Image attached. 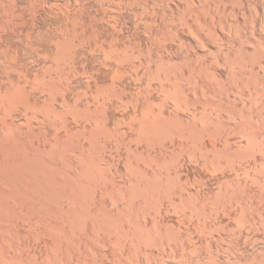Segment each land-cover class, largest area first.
<instances>
[{"label":"rangeland","instance_id":"374dc122","mask_svg":"<svg viewBox=\"0 0 264 264\" xmlns=\"http://www.w3.org/2000/svg\"><path fill=\"white\" fill-rule=\"evenodd\" d=\"M168 1V0H0V70L2 69L3 71L5 70L6 72H8V73H1L0 72V75H3V76H5L4 78H3V76H0L2 79H7V80H4V82L5 83H7L8 82V78L10 77L12 80H14V81H18L17 83H19V81H20V78H21V81L22 80H24V79H26V77H27V82L28 81H30V82H28L29 84H27V86L28 87H31L32 85H34V86H32L31 88H33V90L34 89H36V88H38V89H36V90H31L30 91V89L31 88H28L27 86H26V84L24 83V82H21V84L22 83H24V84H20V87L22 86V87H26L25 88V91H26V89H28L29 91H30V93L33 95L32 96V98H33V100H37L38 102V105H39V103H41L39 106H42V103L44 104H49L48 102L50 101V104L51 103H53V105H55L54 107L58 110V111H61L63 108L64 109H67L68 107H70V103H68L70 100L72 101L71 103H73V104H71V108H69V109H76V108H74V107H78V108H80V107H84V109H86V110H88V109H96L94 106H98L97 107V109L99 108V109H101V108H103V109H105V107H106V105H109V107L107 106L106 107V111H107V109H110V110H108L107 111V113H108V117H110V121H109V118H108V120L106 121V123H105V125L104 126H106L105 127V129H104V131L106 130V132H102V131H96V130H99V129H96V130H94L95 128H97V125H96V127L94 128V126H95V121H92V126L91 125H89L90 124V121L88 122L87 121V123L85 124V122L86 121H82L84 118H81L82 120H79V118H77L78 119V122L80 123L81 121H82V123H80V124H78V122H77V124L79 125V126H81V124H83L82 126H81V128H80V130L83 128V130H79V126H75V128L77 127V129L79 130H77L76 132H74L76 129H74V125H77V124H75V121H74V119H73V115L71 116V115H69V114H67L68 116H67V118L69 119V122L70 123H72V124H70L69 123V125H70V127H71V125L73 126V127H71V129H72V131L71 132H73V133H76L77 134V136L79 135L80 136V134L84 137V135H85V137H86V139H84V140H86V142H83L84 140H82L81 138H83V137H79V139L76 137V135H75V137L74 138H72L71 136H74V135H72L71 133H69V134H63L64 136H61V134L62 133H60V136L61 137H64V139L63 138H61L60 136V138H58V139H63V141H62V143L64 142V140H65V137L66 136H68V137H71L72 139H75V140H71V143H72V141L74 142H76L77 140H82V144L83 145H81V146H84V149H85V152L87 153H90V151L89 150H93L94 148H91V149H87V146H88V148H90V147H92V146H90V143H88L90 140L92 141V142H94V141H96V142H94V143H97L96 145H100L99 147L98 146H95L96 148V150L95 151H98V150H100V152L98 151L97 153L99 154H102V155H104V153H107L108 151L110 152V149L109 150H106L107 152H104V149H103V147H101V146H103V145H106L107 146V149H108V147L110 146V145H112V146H110L109 148H111L112 147V149L111 150H113V149H115L116 147H114L113 145H114V143H115V140L117 139H119V141H120V139L121 138H124V140H125V138H126V140H127V142L128 143H130L131 141H133L134 142V140H131V139H129V138H132V139H135L136 141V143L134 142H131L130 144H125L124 142L126 141H124L123 140V142L121 143V144H119V148H116L114 151H117V152H111V154H112V156H110L111 154L108 152L107 154H105L106 156H105V158L108 160V159H110V161H111V163L112 162H114L115 164H113V167H115V169L117 168V165H118V167H119V169H114L111 165V163H109L110 161L108 160L107 162H108V164H106V162L105 163H101L102 165V167L103 166H105V167H103V168H108L110 171L112 170V172L114 173H117L118 171H120L121 170V172H118L117 174H119V175H117V177H118V179H119V183L121 184V185H123V183H125V185L126 186H129V184H130V182L129 181H132V179L133 180H135L134 178L135 177H137V178H139L141 175H143L144 176V174L145 175H147V173H149L148 175H151V173H152V175H153V173H154V170H155V173H160V172H163L162 174H165V172L166 171H168V170H170V172H169V174H170V181H174V179H172V178H174L175 176H180V175H182V177H181V179L180 180H182L183 182H187L186 181V179H188V181H190V183L188 184V186L189 185H191V184H193V185H191V186H189L190 188H188V186H187V189L188 190H190L191 192H192V195H193V193H194V198H192V196H191V198L192 199H190V200H188V198H190V195H191V192L190 191H188V190H186V187H184V186H186L187 184L186 183H183L182 184V186H181V184H180V180L178 181V180H175V182L176 181H178V183H179V186L177 187L176 185H178V183L176 182V185H174L175 184V182L174 183H172V182H170L171 184H170V192H173V190L175 191V194L173 193V194H171V198H173L174 199V201H173V199H170V200H172V201H170V202H167V201H164L163 200V196H158V195H161V194H158L157 195V198L158 197H160V200L162 199V201L164 202V206H163V202L162 201H160L159 200V198L157 199H155V207L156 206H158V209H157V212L155 211V213H154V209L156 210V208H154L153 206V202H151V203H148V204H146L145 205V203L143 202V201H141L140 199H139V204L141 205L140 206V213L142 214V216L145 214V213H147V211H150L151 209H152V211H151V213H152V215H154V216H152V215H150L149 213L150 212H148V215L150 216H147V214L146 215H144L143 217L145 218V220L146 221H144V222H146V224H147V226L149 227L150 225H152V221H151V219L150 218H152V217H155V216H157L156 218H158L157 220H158V224H159V227L160 226H162L161 228H162V230L164 231V229H165V231H166V229H167V227L169 228L170 227V225H171V229L169 228V229H167V231H169V237L171 236V232H172V234L174 233V232H179V234L177 235V233H174V236L175 237H173V239L175 238L176 240H175V242L174 243H172L171 241H174L173 239L171 240L170 239V241H169V243H172V244H174V245H172V244H170V245H172V246H170V247H172V249H173V251H175V249L177 248V251H175L177 254L175 255V257H173L174 255H172V254H175L174 252H172V249L168 246L167 248H166V251H165V254H162V256H161V258H160V255H161V253H160V255H158L157 254V249L159 248L158 246H156V248L157 249H155V255L158 257V259H157V257L155 258L158 262H160L161 260V262L160 263H158V264H174L175 263V261L177 260V258H181V261H178L177 260V262L175 263V264H183V262H184V264H187L188 263V261H192V263L193 264H198V263H194V261H196L197 259H198V257H202V255H203V258L201 259V257L197 260L198 262H199V264H202L204 261L206 262V258L208 257V259L209 258H211L212 260H207L208 262H206L205 264H210L211 263V261H212V263L211 264H213V260L215 259L216 260V258H212V254H214L215 256L214 257H217L216 255H218V250L222 253V255H224V256H222L221 255V253L218 255L219 257H217V260H218V258H221V259H223V257L224 258H226V260H227V257L229 256L230 257V259H229V257H228V260L227 261H225V260H222L221 261V259L220 260H218L217 261V263H219V262H221L220 264H227V262H228V264L230 263V264H233V263H235V264H237L238 263V260L241 262V261H244V259L246 260V258H247V255H248V260H250V258H251V262L253 261L254 262V260H252V258H256L255 259V262L254 263H249L248 261H244V262H246L247 264L249 263V264H256L257 263V261H259V258L260 257H264V255H260V254H262L263 253V250H264V198H263V191H264V188H263V186H264V178H262V177H264L263 175H264V173H263V175H261L260 176V174L259 173H261L260 172V170H259V172H258V169L260 168L261 170H262V164L264 163V155L263 154H258V153H260V151L259 150H261V149H258L259 147L260 148H263L261 145H262V142H264L263 140L264 139H262L261 140V138H262V136L261 135H263V137H264V130H261L262 128L261 127H263L264 128V125L262 124L263 123V121H264V119H262V118H264L261 114H260V112H262L261 110L259 111V113L258 112H256V114H260L261 116H262V118H261V120H260V115H259V117L255 114V110H253V109H249V108H251V106H252V104L250 103V101H253V99H254V102L256 101V99L255 98H259L260 99V97H259V94H258V97L255 95V94H252V93H258V91H257V88H256V86H255V84H257L256 82H255V78H257V77H253L254 75H253V73L251 74H249L248 73V70H247V73L246 74H248L249 76L250 75H252V76H250V78L252 79V81L249 79V78H247L246 76L247 75H245V72L243 73V71H245L244 69H241L240 67L241 66H243L244 64H241V63H243V62H241L239 65L240 66H238L237 65V71H236V67L234 66V63L232 62L231 63V59L233 60V58H231L234 54L233 53H235V50H236V52L239 50L238 48H237V45L236 44H239L238 46H239V48H240V50H244V48H245V52H247L248 50H250V51H248V52H256V50H257V43H259V45L260 46H262L261 44H262V42H263V39H264V31H263V29H259V28H262V25H264V0H242V2L243 3H245V4H243L244 6H241L242 8L241 9H239V6H238V10L239 11H237V8L235 9L236 10V12H237V17H235L236 15H232V6H233V2L232 1H234V0H193V2L194 3H196L197 4V7L195 8V11L193 12V13H191V12H187V13H185V12H182L183 10V8L185 7V0H170V2L168 1L167 3L166 2ZM236 1V0H235ZM250 1V2H249ZM162 3V4H161ZM166 3V4H165ZM225 3V4H224ZM249 3V4H248ZM252 5H251V4ZM167 5L168 7H164L163 8V6L164 5ZM169 4V5H168ZM154 7V6H158L157 7V9H156V7H154V10L155 11H157L156 13H158V14H154V15H152V17H151V13H153L154 12V10H152V7ZM154 5V6H153ZM162 5V6H161ZM251 5V6H250ZM149 9V10H144V9ZM161 8H163V9H161ZM166 8V9H165ZM171 8V9H170ZM151 10V11H150ZM158 10H159V12H158ZM162 10V11H161ZM179 10V11H178ZM180 10H182V11H180ZM240 10H243V11H240ZM151 13H150V12ZM153 11V12H152ZM174 11V12H173ZM212 11H214V13L212 12ZM244 11H246V14H248L247 16H244L245 15V13L244 14H242V12H244ZM160 12H161V14L163 15H161L160 14ZM165 12V14H168V16L170 17V20L172 19V18H174L175 20H176V22L174 21V23H175V25L177 26H173V27H171V23H172V25H174V23L172 22L174 19H172L171 21H169V18L167 19V15H166V19H165V14H163ZM201 12L203 13H207V15L206 14H204L203 16H202V14H201ZM210 14H214L215 15V20H213L214 22H215V24L213 23V22H211V20H210V15H208L209 13ZM212 12V13H211ZM216 12H217V15H216ZM239 12V13H238ZM241 12V13H240ZM149 13V14H148ZM180 13V14H179ZM200 14V16L202 17V19L201 20H199L202 24L198 27V25L200 24V22L194 17V15H192V14ZM172 14H173V16H172ZM239 14V15H238ZM213 15V16H214ZM154 16V17H153ZM155 16H157V17H155ZM206 16H208V17H206ZM233 16H234V18H236V20L237 21H234L235 19L233 18ZM161 17V18H160ZM163 17H164V19H163ZM172 17V18H171ZM177 17V18H176ZM182 17V18H181ZM192 17V18H191ZM245 17H247L246 19H245ZM180 18V19H179ZM184 18L185 19H187V18H189V20L187 21V23L185 22V20H184ZM190 18H191V20H190ZM193 18L194 19H196L195 21L193 20ZM203 18H204V20H203ZM207 18V20L209 19V21L207 22V24H206V22H205V19ZM161 19H163V20H161ZM184 20V22L182 21V20ZM161 20V21H160ZM165 21H168V22H165V28H167V30H168V27H169V30H170V27L172 28L171 29V31H168V33H170V35L172 34L171 32H173L174 30L176 31V33H173L170 37H171V39L170 40H173V38H174V40H176L175 42H179V38L182 40V43H180L179 42V44H180V46L181 47H185V44H186V46H187V49L189 48V50H187L186 48L185 49H183L182 48V50H181V47H178V42L177 43H175L176 44V46H175V44H174V40H173V42L171 41H167L168 40V38H169V35L167 34V30L166 29H164V22ZM199 22V23H196V26L198 27V28H196L197 29V32H196V29L194 28V23L195 22ZM203 21L205 22V23H203ZM155 22H157V23H155ZM163 24H162V23ZM178 22V23H177ZM179 22H183V23H186V24H184V25H182L181 23H179ZM209 22H211V23H209ZM147 23V24H146ZM150 23V24H149ZM168 23V24H167ZM193 23V24H192ZM208 23L210 24V25H208ZM212 23H213V26H212ZM160 24V25H159ZM161 24H162V26H161ZM190 24V25H189ZM192 24V25H191ZM205 26H204V25ZM152 25V26H151ZM168 25V26H167ZM179 25H181L182 27H184V29L183 28H180L179 27ZM185 25H187L188 27L190 26H192V28H193V30L195 31H192L191 32V30H188L189 28L187 27V26H185ZM114 26V28H112ZM117 26V27H116ZM154 26H156L157 28H155ZM202 26V28H200ZM222 26H223V28H222ZM253 26H256L257 28H255V27H253ZM142 29H141V28ZM149 27V28H148ZM151 27H152V29H151ZM161 29H163V31L162 30H160V28ZM163 27V28H162ZM121 28V29H120ZM177 28L179 29V30H177ZM188 28V29H187ZM203 28H204V30H203ZM253 28H255L256 30H255V32H253L254 30H253ZM117 31H116V30ZM120 29V30H119ZM191 29V28H190ZM202 29V31H200ZM257 29H259V30H262V32L261 31H257ZM119 30V31H118ZM137 30H139V31H137ZM160 30V31H159ZM166 32H165V31ZM236 30H238L237 31V33L238 34H235L236 36H237V38H236V36L234 35V33H236V32H234V31H236ZM253 30V31H252ZM112 31V32H111ZM114 31V32H113ZM152 31V32H151ZM155 31V32H154ZM162 31V32H161ZM189 31V32H188ZM200 31V32H199ZM209 31V33H207ZM223 31V32H222ZM232 31V32H231ZM239 31H241V36H239V38H238V35L240 34L239 33ZM119 32V33H118ZM123 32V33H122ZM135 32V33H134ZM148 32V33H147ZM160 32L163 34V36H161L162 34H160ZM164 32V33H163ZM196 33V34H198V32H199V34L198 35H196V34H192V33ZM206 33L207 35H205L204 36V34L203 33ZM259 32H261V33H259ZM99 33V34H98ZM150 33H151V35H150ZM153 33H155V34H153ZM166 33V34H165ZM178 33V35H176ZM217 33V34H216ZM119 34V35H118ZM125 34H126V36H125ZM132 34L134 35V36H132ZM147 34V35H146ZM164 34L166 35V37H167V40H166V45H167V48H166V50L169 48V47H172V48H169L168 49V52H171L170 54L169 53H167V51L165 50V51H163V48H160V46L158 47V46H156L157 45V43H159L160 44V42H159V40L160 39H162V40H164V39H166V38H164L165 36H164ZM174 34H175V36H174ZM220 36H219V35ZM242 34H244V35H242ZM148 35H150V36H148ZM158 35H159V37H158ZM193 35H195V36H199V38L200 39H202L203 38V36H204V39H202V40H204V42L206 43V45L208 46H206L207 48H206V52H205V50L204 49H200V50H198L199 48L196 46L197 44H196V37L195 36H193ZM201 35H203V36H201ZM215 35H218L219 36V39H218V37L217 36H215ZM232 35V36H231ZM95 36H96V38H95ZM111 36V37H110ZM113 36H114V38L116 37V38H121V40L119 39V41L115 38V39H113ZM154 36H155V38H154ZM207 36V37H206ZM225 38H224V37ZM235 37V39H234V37ZM244 36H248V37H250V41L249 42H245L246 44H242L244 47H243V49H241V47L240 46H242V45H240V43H238V42H240V37H244ZM260 36H262V37H260ZM98 37H99V39H98ZM127 37H128V39H127ZM132 37V38H131ZM136 37V38H135ZM158 37V38H157ZM179 37V38H178ZM206 37V38H205ZM217 37V38H216ZM224 38L225 40H228V38H226V37H229L230 39H231V41L232 40H234V42H231V41H225L224 39V42H225V45H224V52L226 51L227 53H229L230 52V55H231V57L229 56V55H227L226 57H224L223 56V52L221 53V54H219L218 53V50H217V45H218V42H222L223 40H222V38ZM109 38H111V39H113L112 41H111V39L109 40ZM124 38V40H127V42L126 41H124V40H122ZM131 38V39H130ZM154 38V42L156 43V40H157V43L156 44H153V45H150V43L152 44L153 43V41H151L152 39ZM164 38V39H163ZM176 38V39H175ZM195 38V39H194ZM210 38V39H209ZM215 38V40H216V42L218 41V40H222V41H218L217 43H215V44H213L214 42H212V43H209V42H211V40L213 41V39ZM233 38V39H232ZM104 39V40H103ZM108 39V40H107ZM151 41H149V40ZM159 39V40H158ZM218 39V40H217ZM260 39L262 40V42L260 41ZM96 40V41H95ZM117 41V43H116V41ZM130 40L132 41V44H130L131 42H130ZM136 41V43L138 42V40H141V41H139L138 43H140V45L139 44H135V41ZM208 40H210V41H208ZM237 40H239V41H237ZM257 40H259L260 42H261V44H260V42L259 41H257ZM105 41H111L112 42V46H111V42L108 44V42H107V44H104V42ZM253 41V43L251 44V42ZM92 42V43H91ZM98 42V43H97ZM99 42H100V44L102 45V46H99L100 44H99ZM118 42H119V44H118ZM126 44H125V43ZM130 42V43H129ZM146 42V43H145ZM170 44H169V43ZM195 42V43H194ZM223 42V43H224ZM226 42H228V43H230L231 42V44H230V46H234V48H233V50H231L232 49V47H229L230 48V50H228L227 51V49H229V48H227L226 46L227 45H229L228 43L226 44ZM237 42V43H236ZM83 43V44H82ZM97 43V45L95 46V44ZM104 45H103V44ZM106 43V42H105ZM142 43V44H141ZM172 43V44H171ZM209 43V44H208ZM234 43V44H233ZM249 43V44H248ZM4 44V45H3ZM79 44V45H78ZM127 44H129V45H131L130 47H129V45H128V47H126L127 46ZM133 44H135V45H133ZM191 46H190V45ZM196 44V45H195ZM264 44V43H263ZM7 45V46H6ZM11 45V46H10ZM81 45V46H80ZM109 45L111 46V47H109ZM117 46V47H119V49H121V51H118L119 49L117 48V47H115V46ZM137 45H138V47H137ZM169 45V46H168ZM184 45V46H183ZM193 45V46H192ZM245 45H247V46H245ZM10 46V47H9ZM77 46V47H76ZM104 46V47H103ZM123 46H125V47H123ZM135 47V48H133V47ZM139 46H142V50H140L141 49V47L139 48ZM151 46H153V47H151ZM175 46V48H173ZM190 46V47H189ZM215 46V47H214ZM264 46V45H263ZM261 47L260 49L261 50H263V48L264 47ZM76 47V48H75ZM80 47V48H79ZM103 47V48H102ZM114 47L116 48L115 49V51H117L116 53L114 52L113 54H111L113 51H114ZM125 49V51H124V49ZM151 48V51L153 52V54H151L150 53V48ZM156 47V48H155ZM158 47V48H157ZM193 47H195V49H193L192 50V48ZM235 47H236V49H235ZM247 47V48H246ZM256 47V48H255ZM3 48V49H2ZM109 48H113L112 50L111 49H109ZM126 48H127V51L128 52H130L129 54L128 53H126L127 51H126ZM132 50H130V49ZM149 48V49H148ZM153 48V49H152ZM178 48V50H176ZM191 48V49H190ZM210 50H209V49ZM227 48V49H226ZM5 49V50H4ZM67 49V50H66ZM129 49V50H128ZM133 49L135 50L134 52H135V54H133ZM137 49V50H136ZM157 49H160L161 51H163L164 52V54L165 55H168L166 58H165V60H164V65L166 64L167 66H166V68H165V66H161V65H159V58L157 57V55H156V53L158 52L157 51ZM208 49V50H207ZM212 49V50H211ZM256 49V50H255ZM259 49V48H258ZM75 50V51H74ZM79 50V51H78ZM111 50V51H110ZM122 50L124 51V53L122 52ZM146 50V51H145ZM170 50V51H169ZM172 50V51H171ZM180 50V51H179ZM183 50H186V52L187 51H189V53L187 52V55H186V53H185V51H183ZM195 50V51H194ZM217 50V51H216ZM240 50H239V53H242V52H240ZM255 50V51H254ZM137 51V52H136ZM142 51V52H141ZM144 51V52H143ZM147 51H149L148 52V54H150L151 56H153V57H151L150 58V60H149V57H150V55L148 56L147 55ZM155 51H157V52H155ZM183 51V52H182ZM209 51V52H208ZM213 51V53L214 54H216V53H218V58H219V64L221 65V67L219 66V64H214V62H212V60L214 59V57H215V55L214 56H208V55H211V54H213V53H211ZM216 51V52H215ZM231 51L233 52L232 54H231ZM260 51V50H259ZM72 52H74V53H72ZM107 52H108V54H107ZM110 52V53H109ZM119 52H120V54H119ZM139 52H141V53H139ZM160 52V51H159ZM177 52V53H176ZM181 52V53H180ZM208 52V53H207ZM225 52V53H226ZM252 52V53H253ZM261 52V51H260ZM3 53H6V55L5 54H3ZM122 53V54H121ZM155 53V54H154ZM174 53L176 54V55H174ZM179 53V54H178ZM198 53V54H197ZM202 54V53H204V54H202V55H200V54ZM238 52H237V54H235L234 55V57H235V59H237V57H236V55H238V56H240L241 57V59H242V57L243 56H245V55H243V53H242V55H240ZM252 53H248V54H252ZM256 53H258V51L256 52ZM255 53V54H256ZM3 54V55H2ZM124 54H128V57L126 56V55H124ZM134 55L133 57V60H132V56H130L129 57V55ZM137 54V55H136ZM140 54H142L141 56H143V59H142V57L140 56ZM144 54V55H143ZM178 54V55H177ZM188 54H189V56H188ZM191 54V55H190ZM192 54H194V55H192ZM208 54V55H207ZM246 54V53H245ZM248 54H246V55H248ZM259 55L261 54V53H258ZM5 55V57H3ZM9 55V56H8ZM64 55H65V57H64ZM69 56V58H67V56ZM71 55V56H70ZM111 55V56H110ZM120 55V56H119ZM147 55V56H146ZM171 55V56H170ZM184 56V55H186V56H184V58L183 57H181V56ZM197 55V56H196ZM207 55V56H206ZM217 55V54H216ZM75 56V57H74ZM78 56H81V57H78ZM125 56H126V58L127 59H129V60H127L126 58H125ZM137 56H139V57H137ZM148 59V60H146V58ZM156 56V57H155ZM180 56V57H179ZM192 56V57H191ZM251 56H253V54L251 55ZM256 56H257V54H256ZM256 56H255V58H256ZM53 57V58H52ZM61 57V58H60ZM72 57H74V58H72ZM110 57H112V59L110 58ZM116 57V58H115ZM137 57V58H136ZM140 57H141V59H142V61L144 62L143 63V65H141L142 67H141V69H140V66L138 65L139 63H140V61H141V59H140ZM155 57V58H154ZM169 57V61L171 62V64H173V66H175V63H176V66H177V68H179L180 66H178L179 64H181V63H183V64H181L182 66H184V67H186L185 69H184V67H180V68H182V69H180L181 70V72H180V70L179 69H176V67H173L172 65H168V63H170L169 61H168V63L166 62L167 61V58ZM179 57V58H178ZM189 57V58H188ZM207 58V59H203V58ZM217 57H215V59H217L218 60V58ZM221 57V58H220ZM240 57H239V59H240ZM247 57H249V56H246V59H247ZM2 58H4V59H2ZM10 59V60H12L13 59V63L11 62V61H9V62H11V64L14 66V67H16V69L14 68H10V69H13L15 72H18L17 74H21L22 73V75H17L16 73L14 74V71H12V70H9L8 68H5L4 66V63H6V64H9L8 63V61H7V59ZM57 58V59H56ZM60 58V59H59ZM77 58V59H76ZM81 58V59H80ZM84 58V59H83ZM114 58V59H113ZM119 58V59H118ZM138 58L140 59V61L138 60ZM158 58V59H157ZM188 58V59H187ZM224 58V59H223ZM228 58H230V61L228 60ZM245 58V57H244ZM250 58V57H249ZM249 58H248V60L247 61H249ZM251 58H253L254 59V57H251ZM8 59V60H9ZM16 61H15V60ZM53 59V60H52ZM64 59V60H63ZM71 61H73L74 59H75V61L76 62H71ZM73 59V60H72ZM115 59H117V60H119V61H115ZM122 59H123V61H124V59H125V62H121L122 61ZM138 61H137V60ZM152 59H154V61L155 60H158L157 61V63H158V65L160 66V68H159V66L157 65V67L159 68V73L157 72V71H155V69L156 70H158V68H156V63L152 60ZM188 61H187V60ZM191 59V60H190ZM211 59V60H210ZM222 59H223V61H222ZM239 59L237 60V61H239ZM245 59V60H246ZM258 59V58H257ZM259 59H260V57H259ZM258 59V60H259ZM7 62H6V61ZM66 60H67V62H70V65H69V63H67L66 62ZM81 62H79V61ZM86 60H87V62H89V64L86 62ZM115 62H114V61ZM128 62H127V61ZM132 61V64H131V61ZM153 61V63H152V61ZM204 61L203 62V64L205 63H207L206 65L204 64V67H202V65H200L201 63H202V61ZM229 61V64L232 66V64H233V66L232 67H234L235 69H234V72L236 71L237 72V75H239V77H240V79H238V78H236L237 77V75H235V73L230 69V67H228L229 65H228V63H225L226 61ZM245 60H243V61H245ZM255 60V59H254ZM260 60H262V61H260ZM259 61L260 62H262V64H264V56H263V58H261ZM3 61H4V63H3ZM14 61H15V64H17V65H15L14 64ZM23 61V62H22ZM58 61V62H57ZM67 63L66 65H64L63 66V64L65 63V62ZM108 61V62H107ZM145 61H147V62H151V64H152V66H148L147 64V62H145ZM161 61H163V60H161ZM160 61V62H161ZM172 61L174 62V63H172ZM215 61V60H214ZM227 61V62H228ZM234 61V60H233ZM26 62V63H25ZM30 62V63H29ZM56 62V63H55ZM62 63V64H60V63ZM106 62V63H105ZM166 62V63H165ZM216 62V61H215ZM222 64H221V63ZM235 62V61H234ZM253 62V61H252ZM252 62H250V64H251V66H252ZM255 62V61H254ZM257 62V61H256ZM20 63V64H19ZM23 63V64H22ZM59 63V64H58ZM72 63H75V65H76V68H74L73 67V65H71ZM79 63V64H78ZM84 63V64H83ZM86 63V64H85ZM108 63H110V64H108ZM112 63V64H111ZM119 63V65H117V64ZM121 63V64H120ZM125 63V64H124ZM130 63V64H129ZM136 65H135V64ZM147 63V64H146ZM155 63V64H154ZM225 63V64H224ZM258 64H260L259 62H257ZM256 63V64H257ZM25 64H27V65H25ZM32 64V65H31ZM45 64V65H44ZM55 64H57L56 65V67H53L52 65H54L55 66ZM85 65V66H83V65ZM124 64V65H123ZM146 64V65H145ZM161 64V63H160ZM226 64H227V67H226ZM245 64H246V62H245ZM247 64H249L248 62H247ZM255 64V63H254ZM253 64V66H252V68L253 69H251V68H248L249 70H255L256 71V69H260L259 67L260 66H258V64L256 65V69H255V65ZM2 65H3V68H1L2 67ZM20 65V66H19ZM22 65H25V66H22ZM54 68V70H55V72H54V70H53V68L51 69V66ZM68 65V66H67ZM74 65V66H75ZM82 65V66H81ZM88 65V66H87ZM106 65H108V66H106ZM112 65V66H111ZM116 65V66H115ZM128 65V66H127ZM131 65V66H130ZM134 65H135V67H134ZM138 65V67H136ZM163 65V64H162ZM188 65H189V67H188ZM222 65H225V67L226 68H224V67H222ZM236 65V64H235ZM28 66H30V67H28ZM41 66V67H40ZM59 66H60V68H59ZM62 66V67H61ZM71 67V68H69V69H71V70H69V69H65V68H63V67ZM80 66V67H79ZM106 66V67H105ZM114 66V67H113ZM120 68H119V67ZM169 66V67H168ZM201 66V67H200ZM205 66H208L209 67V69H214V68H217L218 66H219V68H217V69H214V70H212L213 72H215L216 73V71H218V73H219V75L217 74L216 76L217 77H220L221 79H219V82H221V84L219 85V83H218V86H221L220 88H221V90L222 89H224L223 87V79H224V85L226 86L225 87V89L228 91H230V92H228V94L229 93H231V94H229L230 96H232L233 95V93H234V97L232 96L231 98H233L232 100V102H233V104L234 105H239V106H236L235 108H242V107H244V108H242L241 109V111L244 113V115H246L247 114V116H249V115H251L252 116V113L251 112H253L254 111V118H252V117H250V119L252 120L253 119V121H255V120H257L256 118H259V120H257V121H262V123H261V125L262 126H260V127H258V125H257V127H258V130L259 131H262V133L261 132H259L260 134H254L253 132H252V130H251V132L253 133L252 135H256V136H260V137H258L259 139L258 140H261L262 142L259 144V142L257 143V142H255V143H257L258 145H254V141L257 139V138H255V136H254V138L252 139V136H251V138L250 139H252L251 140V143H253V144H251L250 146H247V148L248 147H250V148H248V150H253V148L254 149H256V147L257 146H259L257 149H258V153H257V155H255L256 154V151H257V149L255 150V154H253V155H255L256 157H257V162L256 163H258L259 161H260V163H261V167H260V164L258 163V165H257V171H256V173H254L253 172V170H255L256 169V166H254V165H256V163H254L255 162V160H254V158H256V157H254V158H248L249 156H252V155H247L246 156V147H244V150L246 151V152H244V150H243V152H241L239 149H241V148H243V146H245L244 144H242V143H248V141L246 142L245 140H244V138L242 137V135H240L242 138H243V140H241L240 138V136H239V129H241L242 127H241V125L240 124H242V122L240 123V121H241V119H239L240 117H243V116H241V115H243V114H241V112H239V111H237V110H233L232 109V102H228V101H230L231 100V98L228 100L227 99V97H225L226 95H224V97L227 99H225L223 96L221 97L222 99V101H226L227 102V104L226 103H223V102H218L217 101V103L215 102L217 99H215V98H219V94H216L217 92H221V90L219 89H217V85L215 84V83H217L216 81L214 82L213 81V79L212 80H210L211 82H207V85L205 86V85H203L204 86V88L205 87H208L207 89H206V92H207V94H211L210 92H209V88L210 89H212V88H214V90H210V91H212V95H211V97L213 96V94H214V96H215V98L213 97V99H215V100H213V99H211L210 98V95H209V97H208V95L206 96V97H208L209 99V102H210V100H213L214 101V103H216V104H214V105H211V104H213L212 102L213 101H211L210 103V105H211V107L210 106H208L209 105V103L208 102H205L204 100L203 101H201V102H204V103H201V102H196L198 99H196V98H194V97H196V95L198 94L199 96H201L200 94H201V92L204 90H201L202 88H203V86H202V84H206V79H208L209 80V78L208 77H210V75H212L213 74V72H212V74L210 73L209 75H207V71L208 70H204V69H202V68H206ZM247 66H249L250 67V65H247ZM49 67H50V69H49ZM110 67V69H108ZM111 67H113V68H111ZM129 67H133L135 70H133V71H137V72H135V73H132L133 71L129 68ZM144 67V68H143ZM146 67H148V73H147V69H145ZM152 69H150V68ZM163 67V68H162ZM168 67V68H167ZM170 67H172V68H170ZM17 68H18V70H17ZM39 68V69H38ZM41 68H43V69H41ZM56 68H57V71H56ZM74 68V69H73ZM118 70H117V69ZM132 68V69H133ZM161 68H162V70L164 71V72H166V74L167 73H169L170 72V74H168V75H164L162 72H160V71H162L161 70ZM170 68V70H172V71H169L168 69ZM198 68H201L200 70L198 69ZM238 68H239V71L241 72V70H243L241 73H238ZM20 69V70H19ZM29 69V70H28ZM139 71H138V70ZM144 69H145V71H144ZM184 69V70H183ZM186 69H189V71H187ZM35 70V71H34ZM83 70V71H82ZM86 70V71H85ZM112 70V71H111ZM118 72H117V71ZM121 70V71H120ZM124 70V71H123ZM150 70H151V72H150ZM180 72H178V71ZM200 71V73L202 72V70H203V72H207L206 73V75H207V78L205 79V74L204 73H201V77H198V76H200V74H199V71ZM216 70V71H215ZM10 71L11 72H13V73H10ZM43 71V73H41ZM45 71V72H44ZM60 73H59V72ZM80 71H81V73H80ZM88 71V72H87ZM95 71V72H94ZM103 71V72H102ZM115 71L117 72V73H115ZM169 71V72H168ZM177 72V75H176V73L175 72ZM260 71V72H259ZM25 74H24V73ZM28 72V73H27ZM35 72H37V75L38 76H36V74H35ZM46 72H47V74H46ZM50 72H52V73H50ZM62 72H63V74H62ZM64 72H66V73H68V72H70V73H68V75H64V74H66V73H64ZM91 72H93V73H91ZM124 72V73H123ZM126 72H127V74H126ZM128 72H130V73H128ZM144 72V73H143ZM146 72V73H145ZM157 72V73H156ZM171 72H172V74H171ZM187 72H189V73H187ZM210 72V71H209ZM231 72H233L234 73V76L235 77H233V75L231 76V77H228V76H230L231 74H233V73H230ZM249 72H251V71H249ZM258 73H260V76H261V74H264L263 72V70H262V73H261V70H258L257 71ZM31 75H30V74ZM33 73V74H32ZM46 75H45V74ZM54 73H58L57 74V77H56V75L54 74ZM73 73H75V74H77L78 76H76L75 74H73ZM103 73V74H102ZM119 73H121V74H125L124 75V77H122L123 75H119ZM143 73V74H142ZM154 75H153V74ZM158 74V75H156V74ZM228 73L230 74V75H228ZM258 73L256 74V75H258ZM6 74H8L7 76H6ZM39 74H43V76L42 75H39ZM52 74H53V76H54V78H56V79H54V78H50V76L52 77ZM80 74V75H79ZM84 75V77H83V75ZM94 76H93V75ZM115 74H117V75H115ZM133 74V75H132ZM136 74V75H135ZM142 74V75H141ZM149 74H150V76H149ZM162 74V76L164 77H162V76H160ZM174 74V75H173ZM187 76H186V75ZM198 74V75H197ZM241 74L243 75V76H245L246 78L244 79L242 76H241ZM24 75V76H23ZM27 75V76H26ZM29 75V76H28ZM61 75L63 76V77H61ZM88 75V76H87ZM91 75V76H90ZM102 75H104V76H102ZM129 75H131V76H129ZM143 75H144V77H143ZM148 75V76H147ZM153 75V76H152ZM156 75V76H155ZM171 75H173V77L175 76L176 77V79L178 80L176 83H175V81H176V79H174ZM180 75H181V77H180ZM189 75H191V76H189ZM255 75V76H256ZM12 76H14L15 77V79H13L12 78ZM22 76V77H21ZM41 76V77H40ZM44 76H46L45 78H44ZM80 76V77H79ZM100 76H102V78L100 77ZM113 76H116V78H117V76H118V78H120L121 77V80L120 79H118L117 78V80H116V78L114 77L113 78ZM137 76H142L141 78L140 77H137ZM152 76V77H151ZM168 78L169 76H171V77H169L168 79H170V80H168V79H166V77ZM177 76L178 77H180V80L177 78ZM196 76V77H195ZM259 75H258V79H260V81H257V82H259L258 83V87L261 89V91L263 90L264 91V85H263V83H264V80H262V77H263V79H264V75L263 76H261L260 77ZM8 77V78H7ZM17 77V78H16ZM20 77V78H19ZM25 77V78H24ZM29 77H31V78H29ZM38 77V78H37ZM43 77V78H42ZM61 77V78H60ZM67 77V81H65L64 82V79ZM90 77H92L91 79H90ZM133 77H135L134 79H133ZM149 79H148V78ZM153 77H155L154 78V80L152 79ZM157 77H159V78H157ZM162 77V78H161ZM183 77V78H182ZM184 77H186V78H184ZM188 77V78H187ZM204 77V78H203ZM211 77H213L214 78V76H211ZM227 77H228V79H227ZM22 78H24V79H22ZM28 78H29V80H28ZM33 78V79H32ZM69 78V79H68ZM95 78V79H94ZM99 78H101V80L99 79ZM104 78V79H103ZM140 78V79H139ZM151 78V79H150ZM173 78V79H172ZM189 78H190V80H189ZM197 78V79H196ZM201 78L204 80H201ZM231 78V79H230ZM234 78V79H233ZM241 78H242V80H241ZM18 79V80H17ZM35 79H37L38 81H36ZM47 79V80H46ZM59 79H61L59 82L57 81V80H59ZM62 79H63V81H62ZM81 79H83V81L81 80ZM85 79V80H84ZM88 79H90V80H88ZM102 79H103V81H104V83H102L103 81H102ZM107 79V80H106ZM115 79V83L118 85V84H121V85H116L115 83H114V81L112 82V80H114ZM137 79H139V80H137ZM184 79V80H183ZM186 79H188V80H186ZM199 79L201 80L200 82H199ZM248 80L249 79V81H247V82H249V85H248V83L247 84H245V80ZM40 80V81H39ZM49 80H51V81H49ZM55 81V82H53V81ZM66 80V79H65ZM70 80V81H69ZM74 80H77V81H74ZM81 80V81H80ZM120 80V81H119ZM131 80V81H130ZM150 80H152L153 82H151ZM156 80H160V81H162L163 80V86H162V83L160 82V81H156ZM167 80H168V82H167ZM175 80V81H174ZM194 80L195 81H197V83L200 85H198V84H196V82H194ZM207 80V81H208ZM215 80V79H214ZM257 80V79H256ZM7 81V82H6ZM25 81V80H24ZM33 81V82H32ZM44 81V82H43ZM62 81V82H61ZM89 81V82H88ZM99 82V86L101 87H99L98 86V83H96V82ZM118 81V82H117ZM139 81V82H138ZM148 81V82H147ZM155 81V82H154ZM167 83H166V82ZM169 81H173L172 83H170ZM194 82V84L192 83V82ZM203 81V82H202ZM251 81V82H250ZM261 81H263V83H260ZM26 82V83H27ZM40 82H42V83H40ZM48 82H49V84L50 85H52V86H49V84H48ZM56 82H57V84H56ZM70 82V83H69ZM72 82H73V84H72ZM84 82V83H83ZM93 82V83H92ZM112 84H111V83ZM146 82L148 83V85H149V83H150V87H152L153 86V88H155V91H153L151 88L149 89V86H147L146 88H145V84H146ZM161 84H160V83ZM168 84L167 86H166V84ZM178 82H181V83H178ZM186 82V83H185ZM188 82V83H187ZM34 83V84H33ZM37 83H38V85H37ZM40 83V84H39ZM46 83V84H45ZM63 83V84H62ZM67 83V84H66ZM83 83V84H82ZM91 83V84H90ZM100 83H101V85H100ZM114 83V84H113ZM135 83V84H134ZM154 83H156V84H154ZM173 83L176 85V87L175 88H173V87H171V85H173ZM250 83H251V85H250ZM35 84H36V87H35ZM48 84V85H47ZM58 84H60V85H58ZM85 84L87 85V87L89 86V87H91V89L89 90L86 86H85ZM95 84H97V85H95ZM108 86L109 88H107V86H106V88L107 89H109V91L105 88V86ZM127 84V85H126ZM151 84H152V86H151ZM181 86H180V85ZM189 84H190V86H189ZM193 84V86H191ZM212 84H214V85H212ZM6 85H8V86H6ZM6 85H4L3 84V89H5V87L7 88V87H9V83H7ZM23 85H25V86H23ZM29 85H31V86H29ZM57 85V86H56ZM78 85V86H77ZM125 85V86H124ZM196 85H198V87L196 86ZM210 87H209V86ZM46 86V87H45ZM47 86H48V88H47ZM54 86V87H53ZM71 86H73V87H71ZM98 86V87H97ZM113 86H115L114 88H113ZM117 86V87H116ZM120 86V87H119ZM156 86H158V87H156ZM164 86H166V89L168 90V89H170V87H171V89L169 90V91H171V92H176L175 94L173 93V95L171 94V97H169V98H165L166 99V101L167 102H165L166 104H164V100L165 99H163L164 97H167L168 95L166 94V93H169V92H166V90H164V92H163V90L162 89H164L165 87ZM174 86V85H173ZM179 86H180V90H179ZM189 86V87H188ZM196 86V87H195ZM212 86V87H211ZM21 87V88H22ZM35 87V88H34ZM40 87V88H39ZM43 87H45V89L43 88ZM50 87H53V88H50ZM63 87V88H62ZM85 87V88H84ZM93 87H94V89H93ZM98 89H97V88ZM103 87V88H102ZM118 87H119V89H118ZM124 87H125V89H124ZM168 87V88H167ZM178 87V88H177ZM194 87V88H193ZM200 87H201V89H200ZM24 88H22V89H24ZM50 88V89H49ZM58 89V90H56V89ZM59 88H61V89H59ZM69 88V89H68ZM79 88V89H78ZM114 90H113V89ZM117 88V89H116ZM123 88V89H122ZM129 88V89H128ZM146 90H145V89ZM147 88L149 89L148 91H150V92H148L147 91ZM159 88V89H158ZM183 88V89H182ZM198 89V91H196V92H198L197 94H196V92H195V90L194 89ZM228 88V89H227ZM254 88L256 89V91L254 92ZM53 89H55V90H53ZM72 89V90H71ZM76 89V90H75ZM100 89V90H99ZM106 91V94L105 93H103L104 92V90ZM114 91V93L116 94V91L118 92L117 93V95L118 96H121V95H119L120 93L122 94V91H124V96H123V94H122V97H125V95H126V97L125 98H123L124 99V101L126 102V100H127V103L126 104H122V103H120V102H118L119 100H118V97L116 96V95H114L113 94V91ZM129 90V92L127 91V90ZM139 89V90H138ZM140 89H144L143 90V94H140V93H142V91L140 90ZM157 89V90H156ZM176 89H177V91L178 92H180L181 94H179L178 93V95H177V91H176ZM190 89V90H189ZM27 90V91H28ZM46 90V91H45ZM51 90V91H50ZM71 90V91H70ZM88 90V91H87ZM93 90V92H92V94L91 93H89V92H91ZM102 90H103V92H102ZM116 90V91H115ZM120 90H122L121 92H120ZM135 91V92H138L137 94H135V92H132V91ZM152 90V91H151ZM194 90V91H193ZM216 90H217V92H216ZM26 91V92H27ZM28 91V92H29ZM48 91V93H46ZM56 92V93H54V92ZM77 91V92H76ZM84 91H86V94L88 95V97L86 96V94H83V95H85V97L82 95V93H85ZM96 91V92H95ZM98 91L99 92H101L102 94H104V95H102L104 98H105V101L106 102H104V99H103V97H100V99H99V97H98V99H96L97 98V96L98 95H100V93L99 94H97L98 93ZM126 91V92H125ZM132 93H131V92ZM157 91V92H156ZM159 91V92H158ZM192 91H193V93H192ZM201 91V92H200ZM205 91V90H204ZM213 91H215L214 93H213ZM223 91H225V90H223ZM242 91V92H241ZM244 91V92H243ZM261 91H259L261 94L262 93H264V92H261ZM41 92H43V93H41ZM78 92H80L79 94H80V96H79V94H77ZM107 92H109L108 93V95H107ZM145 92H148L149 94H147V93H145ZM166 92V93H165ZM186 92V93H185ZM195 92V93H194ZM233 92V93H232ZM250 92V93H249ZM54 93V94H53ZM71 95H70V94ZM72 93H74V96H73V94ZM94 93V94H93ZM96 93V94H95ZM131 94L130 96L132 97H130L129 96V94ZM144 93L146 94L144 97L146 98V99H148L149 97H152V98H154V100L156 101L155 103H157V101L159 102V101H162L163 100V102H159V104L161 105V110H163L162 109V106H165L164 107V110L165 111H167V112H165L164 110L162 111V112H164L163 114H164V116L163 115H160L161 116V118H159L160 116H158V119L159 120H162L163 118L162 117H166V115H168V117L169 118H173V116H174V118H175V114H177V112H176V109H174V100H177L178 99V97L176 98V96H179L180 95V98H182V99H185L186 97H187V101L189 102V103H191V104H194V103H198V104H196V106H194V107H196L195 108V110L197 111V113L196 114H201L202 116H204V113H203V111L204 112H211V113H209V114H207V115H211L212 113H213V111L214 110H212V106L214 107L215 105V107L217 108H213V109H215L216 111H219V108H220V111H219V113L221 114L222 112V117L225 115V116H227V113L226 114H224L225 113V110H224V108H226L227 106H229L228 104H231L229 107H227V110H226V112H228V110H229V113L230 114H228V115H231V113L233 114V111H234V117L232 116H228L227 118H228V122L226 121L225 122V120H226V117H225V120H224V118L222 119L223 120V124L222 125H230L229 127L231 128V127H235V126H237V125H234L233 124V122H235V121H233V119L235 118V119H237V121H236V124H238V126H237V128H236V133H237V135H236V133H234V135H232L233 134V132H231V136H229L230 137V139H232V143L235 141V145L234 144H231L230 145V150L227 148V146L226 147H224V137L225 136H223V135H225L227 132H229L230 133V131L232 130V129H230L228 126H227V130H225V131H227V132H224V133H221V134H223V135H220V136H222V138H221V140L220 139H218L217 140V138H220V136L218 135V137L216 136V135H212V133H210V131H209V133L211 134H209L208 133V131H206L207 133L206 134H209V135H206V134H204V137L206 138L207 136L209 137V136H211V137H214L215 138V140L216 141H218V142H220V143H218V145H220V146H218L217 145V142H216V147L214 148L213 146H215L214 144V142H215V140H213V139H211L210 140V138H206V139H209V142H210V144H211V141L213 140L214 142V144H212V148L211 147H209V143H205V142H207L208 140H205V139H202V140H205V142L204 141H202L201 139L199 140V138H198V135H196V132L194 131V129H192L193 127H195L196 125L198 126V123H199V127H202L201 125H200V117H198V119L197 120H199L198 122L196 121V124L194 125L193 124V122H194V120H191L192 119V114H191V118H189L190 117V114H189V116L186 114H182L183 112H179V115L181 116V117H183V120L185 119V123L186 122H188V124H181V125H183L185 128H186V126L188 127L186 130L190 133V134H188V132H186V134H183V135H180L179 137H178V135L176 134V133H178V132H176L177 130H178V128L177 127H179V125H177L176 124V122H175V120H174V122H172V124L173 125H171L170 124V122L167 124V123H165L164 124V132L167 130V128H168V130H171L170 129V125H171V127L173 126H175L174 127V131L172 130V131H169L170 133H168V135H166L165 136V134H164V132H160V133H163L164 135V137H166L167 138V141H164V140H162V139H165V138H163V137H161L160 136V134L158 133H156V135H159L160 136V138H159V136H157L158 138H155L156 137V135L154 134V136L153 135H151L150 136V138H149V136L147 135L146 137H143V136H141V137H143V138H146L147 139V141H145V139H143L142 140V138L140 137L139 138V121H138V124H137V121L136 120H138L137 118H135L136 116H138V118H139V116H141L140 114L143 112V114H146V113H149L148 112V110H150L151 109V101L150 100H152L151 98H149V100L147 101V100H145L142 96L144 95ZM150 93H152L153 95H150ZM244 93H245V95H244ZM248 93V94H247ZM35 94V95H34ZM37 94V95H36ZM52 94V95H51ZM67 94H69V95H67ZM133 94H135L134 96H133ZM138 94L139 95H142V96H138ZM187 94V95H186ZM194 94V95H193ZM196 94V95H195ZM218 96H216V95ZM252 94V95H251ZM55 95V96H54ZM67 95V96H66ZM81 95H82V97H81ZM96 95V98H94V96ZM114 97H113V96ZM148 95H150V96H148ZM165 95H167V96H165ZM174 95H176L175 96V98L173 97ZM186 97H185V96ZM193 95V96H192ZM247 96L248 95V97L250 98L251 96H252V98L255 96V98H246V99H244L245 97L244 96ZM254 95V96H253ZM51 96V97H50ZM52 96H54V97H52ZM65 98H64V97ZM72 96V97H71ZM75 96H79V97H77V101L78 102H76L75 100H76V98H75ZM90 96V97H89ZM93 96V97H92ZM108 96V97H107ZM112 96V99L110 98ZM147 96H148V98H147ZM170 96V95H169ZM183 96H184V98H183ZM191 96H192V98H191ZM198 96V97H199ZM263 97L262 98H264V94L262 95ZM36 97V98H35ZM49 97H50V99H49ZM59 97V98H58ZM85 98V100L83 101V99ZM92 97V98H91ZM107 97V98H106ZM117 99H116V98ZM128 97V98H127ZM138 97H139V101L141 100L140 99V97L141 98H143L142 100L143 101H140L139 102V105H140V103H142L140 106L138 105ZM162 97V98H161ZM229 97V96H228ZM242 97H244V98H242ZM54 98V99H53ZM78 98H80V100L78 99ZM87 98V99H86ZM95 99V101H93L94 99ZM108 98L111 100V103L110 102H108V101H110V100H108ZM115 98V99H114ZM134 98H136L137 100H134ZM171 98L172 99H174V100H171ZM191 100H190V99ZM261 98V99H262ZM47 99H48V101H47ZM53 100V102H51L52 100ZM64 99V100H63ZM89 99V100H88ZM130 99V100H129ZM131 99H132V101H131ZM182 99H178V100H182ZM242 99H244V101L247 103H250V105L247 103V105H244L243 106V104L245 103L244 101L242 102ZM252 99V100H251ZM260 99V100H261ZM66 100H69V101H66ZM96 100H100L101 102H102V100H103V102L102 103H104V104H102V103H99V102H97ZM114 100H116V101H114ZM118 100V101H117ZM170 100V101H169ZM193 100V101H192ZM258 100V99H257ZM47 101V102H46ZM61 101V102H60ZM67 103H66V102ZM79 101H82V102H80V104H78L79 103ZM85 101H86V103L88 104H84L85 103ZM91 101V102H90ZM133 101H136L135 102V104L134 105H132L134 102ZM145 101V102H144ZM171 101H172V103H171ZM259 101V100H258ZM257 101V102H258ZM59 102V103H58ZM89 102H90V104H89ZM118 102L119 104H120V106H119V104L116 103ZM146 102H150V105H149V103L147 104ZM193 102V103H192ZM240 102H241V104H240ZM254 102H253V106H255V109H260V105H262V104H264V100H262V102H258L259 104L257 105L258 106V108L256 107V102H255V105H254ZM62 103H64V104H61ZM84 105H83V104ZM92 103H94V104H96V105H94L93 104V106H92ZM98 103V104H97ZM107 103V104H106ZM128 103L130 104V105H128ZM143 103H145V104H143ZM167 103H169L170 104V106H172L173 105V108H170V106H167ZM205 103H207V104H205ZM221 103V104H220ZM100 104H101V106L102 107H100ZM111 104V105H110ZM112 104H115V106L114 105H112ZM168 104V105H169ZM200 104H201V106H200ZM202 104H204V106H208V107H210V108H208L207 106L206 107H202ZM221 106H220V105ZM226 104V105H225ZM52 105V104H51ZM68 105V106H67ZM83 105V106H82ZM118 105V106H117ZM126 105V106H125ZM137 105H138V108L136 109V107H137ZM146 105H149V107H148V110H147V112H145L146 111V109H147V107H146ZM222 105H223V107H224V105L226 106V107H224L223 109H222ZM234 105H233V107H234ZM240 105L242 106V107H240ZM248 105H249V108H248ZM44 106V105H43ZM62 106H67V108H65V107H62ZM85 106H88V107H86L85 108ZM92 106V107H91ZM142 106L144 107V109L145 110H141V109H143L142 108ZM154 106H156V107H154ZM200 106V107H199ZM247 106V107H246ZM253 106H252V108H253ZM123 107V108H122ZM126 107V108H125ZM131 107H132V109H131ZM134 107H135V110H134ZM139 107H140V110L142 111H138V109H139ZM160 107V106H159ZM158 107V103L156 104V105H154V102H153V100H152V108H154L155 110H153V109H151L152 111L150 112V113H152L153 111L155 112H158L159 114H160V112H159V108ZM169 109H168V108ZM194 107L193 108H191V109H194ZM199 107V108H198ZM201 107H202V109H201ZM61 110H60V109ZM112 108H115V109H112ZM130 108V109H129ZM150 108V109H149ZM203 108H206V110L208 109V111H206L205 109L203 110ZM228 108H230V109H228ZM81 109V108H80ZM83 109V110H84ZM90 109V110H91ZM120 109V110H119ZM122 109H123V111H122ZM126 109V110H125ZM170 109H172V110H170ZM197 109H199V111L200 112H198V110ZM209 109H211V110H209ZM239 109V110H240ZM247 109H249V110H251L250 111V113L251 114H249L248 115V113H249V111L247 110ZM263 109H264V106H263ZM82 110V111H83ZM111 110H112V113L111 114H109L110 112H111ZM132 110V111H131ZM137 110V111H136ZM158 110V111H157ZM168 110H170V112L168 111ZM175 110V111H174ZM201 110H202V113H201ZM222 110V111H221ZM224 110V111H223ZM248 111V113L247 112H245V111ZM91 111H93V110H91ZM110 111V112H109ZM128 111V112H127ZM134 111L136 112V113H134ZM174 111V113H172ZM195 111V112H196ZM215 111V112H216ZM232 111V112H231ZM238 112L237 114H238V116L236 117L235 115H237L235 112ZM85 112V111H84ZM137 112H141L140 114L138 113V115H137ZM155 112V113H156ZM162 112H161V114H162ZM176 112V113H175ZM214 112V113H215ZM56 113V112H55ZM127 113V114H126ZM130 113H131V116H135V114H136V116L135 117H132L131 118V116H130ZM181 113V114H180ZM212 114V115H216V113L215 114ZM218 113V112H217ZM239 113L241 114V115H239ZM264 113V110H263V112H262V114ZM20 113H18L17 114V117H15L16 119V121L15 122H17L18 123V121H19V123H20V120L21 119H23L24 118V115L21 113V115H22V117H21V115H19ZM44 114V113H43ZM42 113H39L37 116H39V118L37 117V121H39V119L40 118H42V119H40V120H43V122H44V124H46L49 120L48 119H51V121H54V120H56V121H59L58 119L60 118V115L59 114H54V113H51V115H53V116H50V117H47L46 116V119L48 120H46L44 117H45V114L43 115ZM142 114V115H143ZM166 114V115H165ZM171 114V115H170ZM173 114V115H172ZM21 117H19V116ZM44 117H43V116ZM125 115V116H124ZM156 115H157V113H156ZM201 115H197V116H201ZM206 115V114H205ZM206 115V116H207ZM264 115V114H263ZM58 116H59V118H58ZM111 116H114L113 118H116V119H112L111 118ZM119 116V117H118ZM127 116V117H126ZM171 116V117H170ZM72 117V118H71ZM124 117V118H123ZM126 117V118H125ZM229 117H231V118H233V119H231V121H233V122H230L229 121ZM19 120H18V119ZM119 118V119H118ZM120 118H121V120L123 121V119H126V121H128L129 122V120H133V118L134 119H136V120H133V122H135V124H137V125H135L134 123H132L131 122V124H129V126H132L133 128L131 129L129 126L128 127H126L127 125H128V123L126 122V124L124 123V122H122L121 120H120ZM35 119V120H34ZM70 119H73V120H70ZM112 119V120H111ZM234 119V120H235ZM24 120V119H23ZM117 121V123H116V121ZM120 120V121H119ZM188 120H190V121H188ZM204 120V119H203ZM34 121H36V118H33V124H34V126L36 125V126H38V124H35V123H38V122H34ZM74 121V122H73ZM108 121H109V123H108ZM112 121V122H111ZM115 121V122H114ZM193 121V122H192ZM202 121V120H201ZM239 121V122H238ZM242 121H243V119H242ZM252 121V124L251 125H253V123H254V125H255V122H253ZM42 122V121H41ZM110 122L112 123V126H111V124H110ZM118 122H121V126H123L122 127V129L123 130H125V132L123 131V130H121V126H120V130L122 131V133H126L127 134V132L126 131H128V135H127V137H124V135H123V137H122V135H117V134H119V132H120V130L118 129V127H116V125H120ZM161 122V121H160ZM192 122V123H191ZM204 122V121H203ZM224 122H225V124H224ZM238 122V123H237ZM73 123H74V125H73ZM130 123V122H129ZM190 123H191V125L193 126H191L190 125ZM257 123H259V122H257ZM48 124V123H47ZM85 125L86 126H88V127H86V129L88 130V131H85L84 129H85ZM126 125V126H125ZM186 125V126H185ZM189 125H190V127H189ZM212 125V124H211ZM234 125V126H233ZM240 125V126H239ZM50 128H49V127ZM48 126L46 127V128H48V133H49V131L51 132V134H52V131H53V133H54V130H52L51 131V129H53V128H51V126L48 124ZM109 126V129L107 128ZM113 126H115V127H113ZM177 126V127H176ZM218 125H216V128H218L219 129V127H217ZM89 127H92V129H91V131L92 130H94L93 132H91L90 133V128ZM110 127H111V130H113L114 128H117V133H114V135H117V136H121V138L120 137H118V138H116L115 136H112V137H114V138H111V136H109V131L108 130H110ZM172 127V128H173ZM182 127V126H181ZM198 127V128H199ZM212 127V129L214 128L213 127V125L211 126ZM225 126H221V128L222 129H219V130H221V132H223L224 131V129L226 128H224ZM239 127H241V128H239ZM252 127L253 126H251V129H252ZM255 127H256V125H255ZM255 127H253V128H255ZM100 128V127H99ZM165 128H166V130H165ZM224 128V129H223ZM234 128V129H235ZM36 130H37V128H35ZM129 129L131 130V131H133V133L135 132L134 130H136V132H135V134L136 135H133V133L131 132V131H129ZM177 129V130H176ZM189 129H191V132H193L195 135H196V137L198 138H195V136L193 137V135L194 134H191V132H190V130ZM234 129L232 130V131H234ZM257 129V128H256ZM110 130V131H111ZM115 130V129H114ZM254 130V129H253ZM83 131H85L84 133L85 134H83L82 132ZM96 131V132H95ZM119 131V132H118ZM161 131H162V129H161ZM240 131H242V129L240 130ZM255 131H257V130H255ZM79 132H81L80 134H78ZM90 133L89 135H88V133ZM97 132H99L100 134L101 133H104V135L103 136H106L107 135V133H108V135L106 136V138L108 139V140H104L103 138H105V137H103L102 136V134L101 135H99V133H97ZM111 132H113V131H111ZM115 132V131H114ZM138 132V133H137ZM175 134H174V133ZM258 132V131H257ZM93 133V136L91 135ZM106 133V134H105ZM121 133V134H122ZM131 133V134H130ZM173 133V135H175V136H170V134H172ZM50 134V135H51ZM94 134H98L97 135V137L96 138H98V136H102V139H103V142H102V139L101 140H99V141H101L100 142V144H99V141L97 142V139H95V135ZM138 134V135H137ZM242 134H243V132H242ZM52 135H54V134H52ZM89 136V138L91 137H94L93 139L94 140H92V139H90L89 140V138H87L88 136ZM91 135V136H90ZM111 135V134H110ZM113 135V134H112ZM144 135V134H143ZM162 135V134H161ZM185 135V136H184ZM186 135H188L189 136V138H188V136H186ZM237 136V137H233V136ZM133 136H135V138L133 137ZM153 136V137H152ZM181 136H183V140H176V139H181ZM190 136H192V137H190ZM240 138H239V137ZM243 136H244V134H243ZM245 136H246V134H245ZM52 137V136H51ZM68 137L66 138V140L68 139ZM84 137V138H85ZM152 137V138H151ZM170 137H172L171 139H173V140H171V139H169V140H171V141H169L168 140V138H170ZM177 137V138H176ZM186 138V140H185V138ZM217 137V138H216ZM71 138H69V141L67 142L66 140V142H64V143H68V144H71L70 143V139ZM105 138V139H106ZM109 138H111L112 140H110L109 141ZM116 138V139H115ZM139 139V140H137V139ZM155 138V139H154ZM176 138V139H175ZM187 138H188V140H187ZM191 138H195V139H192V140H189V139H191ZM235 138V139H234ZM88 139V140H87ZM141 139V140H140ZM230 139L228 138V144H230L231 143V141H230ZM233 139H234V141H233ZM241 140L242 142H240L239 143V141L238 140ZM255 139V140H254ZM51 140L52 141H55V144L57 145V141L53 138H51ZM60 140V141H61ZM151 140V142H149ZM153 140V141H152ZM156 140V141H155ZM159 140H161V142L159 141ZM186 142H185V141ZM193 140H195V141H198V142H196L195 144L196 145H198L197 146V148H195V146L196 145H194L193 144V147L195 148H193L191 145H192V143H193ZM220 140V141H219ZM248 140V139H247ZM52 141L50 142L51 143V145H49V141L46 143V147H47V151H46V147H44L43 145V147L41 148V149H45V151L46 152H48L49 150V152H51L53 149H50L51 148V146L54 148V147H57L54 143H52ZM59 141V140H58ZM59 141V142H60ZM90 141V142H91ZM105 141V142H104ZM107 141H109V142H107ZM177 141H178V143H177ZM182 141V142H181ZM184 141V142H183ZM187 141H188V144H187ZM194 141V142H195ZM237 141V142H236ZM253 141V142H252ZM257 141V140H256ZM58 142V143H59ZM72 143V145H74V144H77V143ZM91 142V143H92ZM111 142V143H110ZM114 142V143H113ZM138 142V143H137ZM148 142H149V144H148ZM153 142H159L158 143V145H157V143L155 144V143H153ZM163 142H165L166 143V148L167 149H165V150H168V152L169 153H167V151H165L164 149H162L161 148V143H163ZM171 142V143H170ZM173 142L174 143H177V144H175V145H173ZM200 142V143H199ZM79 143L81 144V141H79ZM78 143V144H79ZM93 143V144H94ZM132 143H133V145H132ZM141 143H143V144H141ZM146 143V146H144V144ZM153 143V144H152ZM164 143V144H165ZM181 143H184V144H182V145H180ZM239 143V145H237V144ZM54 144V145H53ZM60 144V143H59ZM68 144H66V145H68ZM79 144V145H80ZM86 144V145H85ZM102 144V145H101ZM122 144L124 145L123 146V148L121 147L122 146ZM142 146H141V145ZM152 144V145H151ZM170 144H172V145H170ZM186 144V145H185ZM201 144H202V146H203V144L205 145L204 147H203V149L205 148L206 150L204 151V150H201L202 149V147H200L201 146ZM226 144V143H225ZM240 144H242L241 145V147H240ZM264 144V143H263ZM50 146V148L48 147V146ZM64 145V144H63ZM65 145V146H66ZM109 145V146H108ZM125 145H126V147H125ZM137 145V146H136ZM156 145V146H155ZM167 145H170V146H172V147H169V146H167ZM180 146V147H177V146ZM188 148H186L185 146ZM221 145H223V146H221ZM227 145V144H226ZM234 145V146H233ZM248 145V144H247ZM61 145H59L58 147H60ZM127 146H131V148H128ZM136 146V147H135ZM147 146H148V148H147ZM153 147V148H150V147ZM158 146V147H157ZM206 146H208V148H206ZM217 146L218 147H222V148H226L227 149V151L229 150V151H231V148L234 150V147H235V149H236V147L237 146H239V148H238V150H239V153L238 152H236L237 151V149L236 150H234V151H231V153L232 154H234L233 156H231V153L228 155V152L227 151H222V150H224V149H217V151L215 152V151H213V150H216V148H217ZM255 146V147H254ZM57 147V148H58ZM67 147H69V145L67 146ZM66 147V148H67ZM144 147H146V148H144ZM156 149H155V148ZM252 147V148H251ZM61 148H65V147H63V146H61L60 147V149ZM72 147H71V145H70V147H69V149L67 148L66 150H69V152L71 153V149ZM99 148V149H98ZM100 148H102V149H100ZM126 148H128V149H126ZM132 148L134 149V148H136L135 150H133V151H131L132 150ZM138 148V149H137ZM144 148V149H143ZM150 148V149H149ZM159 148V149H158ZM184 149V151H182V149ZM119 149L121 150L122 149V151H121V156L119 155ZM124 149L126 150V151H124ZM129 149H131V150H129ZM154 149V150H153ZM162 149V150H161ZM174 149V150H173ZM175 149H177V151H179V153L175 150ZM202 152H200L199 150ZM211 149V150H210ZM225 149V150H226ZM87 150V151H86ZM101 150H103V152H101ZM128 150H129V152H128ZM138 150V151H137ZM153 150V151H152ZM157 150V152L156 153H154L155 151ZM161 150V151H160ZM170 150L171 151H174V152H172V153H174L173 155H175L176 154V156H173L172 157V154H170L171 152H170ZM195 152H194V151ZM198 150V151H197ZM44 151V150H43ZM45 151H44V154H46L45 153ZM54 151V150H53ZM95 151L94 152H92L91 151V153H90V155H92L93 156V154L92 153H95ZM139 151H142V152H140V153H138ZM144 151V152H143ZM152 151V153L150 154V152ZM160 151V152H159ZM176 151V152H175ZM203 151L205 152L204 153V156H203ZM210 151H212L214 154H212V152H211V154L210 155H208V157H207V154H208V152L210 153ZM49 152H48V154H49ZM126 152V153H125ZM133 152V154L131 155V153ZM134 152H135V154H137V156L134 154ZM146 152L148 153L149 152V154L151 155H149V154H146ZM167 154H166V153ZM200 152V153H199ZM219 152H220V154H219ZM223 152V153H222ZM154 153V154H153ZM161 153H162V155H161ZM180 153H182V154H180ZM184 153V154H183ZM207 153V154H206ZM216 153V154H215ZM241 153L245 156L244 157V160H245V158H246V160H245V162L244 161H242V157H241ZM251 153H253V151L251 152L250 151V154ZM72 154H73V152H72ZM98 154H95V155H98ZM108 154H110V155H108ZM115 156H114V155ZM140 154H141V156L142 157H139L140 156ZM157 154H158V157H155V156H157ZM202 154V155H201ZM206 154V155H205ZM217 154H219L218 156H217ZM247 154H249V152L247 153ZM93 156V157H95V158H97V157H99V156ZM132 156H135V158L134 157H132V159H131V157ZM145 155H147V157L145 156ZM152 155H153V157H152ZM164 155V156H163ZM169 155V156H168ZM177 155H179L178 157H177ZM213 155H215L216 157H220V159L221 160H218V158H216V157H213V159L215 158V160H216V162H218V161H222V163H221V166H218V167H223L222 166V164L223 165H227L228 164V162H229V164L228 165H231V166H229V168H228V165H227V168L225 167L224 169V171H222L223 170V168H221L222 170H220V168L219 169H217V170H219V171H217L215 168L217 167L216 165H220V163H217L216 164V162H215V160H212L211 158H212V156ZM223 155V156H222ZM144 156V157H143ZM163 156V157H162ZM165 156H167V157H165ZM171 156V157H170ZM200 156H202V157H200ZM211 156V158H209ZM227 156V159H228V162L226 163V161H227V159L225 158ZM235 156V157H234ZM262 156V160H260L261 158H259V157H261ZM1 157V156H0ZM117 157H120L121 159H119L120 160V162H119V160H117ZM129 157H130V159H129ZM138 157V158H137ZM149 157H151V158H153V160H151V158H149ZM165 157V158H164ZM175 157V158H174ZM207 157V158H206ZM229 157H230V160H232V157H233V159H234V161L232 160V161H230L229 160ZM253 157V156H252ZM116 158V159H115ZM126 158V159H125ZM140 158V159H139ZM145 158V159H144ZM147 158V159H146ZM156 158V163H155V161H154V159ZM158 158V159H157ZM162 158V159H161ZM172 158H174L175 160H176V158H177V161L176 162H178L177 163V166H175L174 165V163H172V162H175V160L173 161V160H171ZM237 158V160H235ZM239 158H241V160L239 159ZM247 158H248V162L251 164V162H252V164H253V166H251L250 167V165H249V163L247 162ZM94 159V158H93ZM112 159V160H111ZM113 159H114V161H113ZM133 159H135V161L133 160ZM137 159H139V160H137ZM143 159V160H142ZM168 159H170L171 161H169ZM181 159V160H180ZM204 159V160H203ZM207 159V160H206ZM211 159V160H210ZM225 159V160H224ZM252 159V161H250ZM0 160H1V158H0ZM115 160H117V163H116V161ZM130 160V162H131V164H130V162H129V164H128V161ZM149 160V161H148ZM167 161V165L165 166L164 164H159L158 165V163L159 162H161V163H163L162 161ZM206 160V161H205ZM209 160V161H208ZM238 160H239V162H240V164H237V165H241L240 166V168L238 167V166H236L235 164L236 163H239L238 162ZM259 160V161H258ZM138 161H140V163L138 164L137 162ZM146 161H147V164H151V162L153 161V163L151 164V165H149L148 167L150 168H148L147 167V164H146ZM159 161V162H158ZM184 161V162H183ZM208 161V162H207ZM212 161L215 163V164H213V166H212ZM236 161V162H235ZM261 161H263V163L261 162ZM127 162V163H126ZM133 162H134V164H133ZM143 162V163H142ZM144 162H145V164H144ZM150 162V163H149ZM176 162H175V164H176ZM207 164H206V163ZM210 162V163H209ZM230 162H232L233 164H231ZM118 163H120V164H118ZM135 163H137L138 165H137V169H136V171L139 169V174L138 175H140V176H138L137 174H135L134 176L131 174L132 173V169H131V167L132 168H136V167H134V166H136V164ZM142 163V164H141ZM170 163H172V164H170ZM179 163H181V164H179ZM247 163V164H246ZM109 164H111L110 166H109ZM157 164V165H156ZM210 164V165H209ZM251 164V165H252ZM109 167H108V166ZM116 165V166H115ZM128 165V166H127ZM132 165V166H131ZM134 165V166H133ZM143 165V166H142ZM146 167H145V166ZM169 165H172V166H169ZM180 165V166H179ZM182 165V166H181ZM214 165L216 166L215 168H214ZM244 165H246V166H244ZM131 166V167H130ZM157 166V167H156ZM162 166H163V168H162ZM168 166V167H167ZM174 166V167H173ZM208 168H207V167ZM233 166H236L235 167V170L234 169H232V170H229L230 168H232ZM243 166L244 167H246L245 169H243ZM60 167L62 168L63 166H61L60 165ZM112 169H111V168ZM139 167V168H138ZM141 167V168H140ZM169 168V169H166V168ZM171 167V168H170ZM177 167H180L179 169L177 168ZM183 167V168H182ZM249 167L250 168H252V171H250V172H248L247 171V168L249 169ZM255 169H254V168ZM61 168H59L60 170H61ZM128 168H130L131 170V173H130V171L128 172ZM154 168V170L152 171L151 169H153ZM158 168H162V169H164L165 168V170H158ZM177 168V172L180 174H177V175H175L177 172H175L174 170ZM181 168H182V170H181ZM212 168H214L213 170H211ZM237 168H239V169H237ZM241 168H242V170H241ZM64 169V167L62 168V170ZM148 169V170H147ZM209 169V170H208ZM264 169V168H263ZM61 170V172H63ZM140 170H144L143 172H144V174H143V172L142 171H140ZM147 170V172H145ZM157 170V171H156ZM179 170H181L180 172H179ZM214 170H216L215 171V173L214 172H212V171H214ZM247 171V175L245 174V176H243L244 174H243V172H241V171ZM59 171V170H58ZM117 171V172H116ZM152 171V172H151ZM165 171V172H164ZM212 173H211V172ZM222 171V172H221ZM232 171V172H231ZM238 171V172H237ZM60 172V173H61ZM130 173L129 175H128V173ZM142 172V173H141ZM151 172V173H150ZM171 172H172V174H171ZM174 172H175V174H174ZM219 172V173H218ZM224 172V173H223ZM228 172H230V174L228 173ZM239 172H241V173H239ZM258 172V173H257ZM263 172H264V170H263ZM124 173V174H123ZM154 173V174H155ZM182 173V174H181ZM211 173V174H210ZM237 174V176H236V174ZM240 174V177H239V179L237 178L238 177V175ZM249 173H251V174H249ZM120 174H123V175H120ZM127 174V175H126ZM213 174V175H212ZM215 174H216V176H215ZM221 174V175H220ZM243 174V175H242ZM255 174L257 175V178L259 177V179H258V181L259 180H261V182L260 183H262L263 184V186L262 185H260L259 184V182H256V183H254V181H255V179H257V178H255V179H253L254 177H256L255 176ZM259 174V175H258ZM262 174V173H261ZM147 175V177H150V176H148ZM151 175V176H152ZM175 175V176H174ZM251 176V178L254 180H251L250 179V176ZM59 176V175H58ZM122 177V178H120V177ZM124 176H128L129 178H127V177H124ZM130 176H132L133 178L131 179V177ZM171 176H172V178H171ZM174 176V177H173ZM241 176H242V178L243 177H245V178H243L242 180H241ZM247 176H249V178L247 179ZM253 176V177H252ZM145 177V176H144ZM178 177H176V179H178ZM205 177V178H204ZM218 177V178H217ZM221 179H223V180H221ZM224 177V178H223ZM226 177V178H225ZM235 177V178H234ZM229 179V181L227 182L226 180H225V182H224V179ZM233 178V180H230V179H232ZM122 179H124L123 181H122ZM128 179H130V180H128ZM204 179V181H201V180H203ZM206 179V180H205ZM218 179H220L219 180V183L220 184H222L221 186H219L220 184H218L217 185V181H218ZM227 179V180H228ZM236 179V180H235ZM245 179H247L246 181H245ZM263 179V180H262ZM210 180V181H209ZM235 180V181H234ZM127 181V182H126ZM195 181V182H194ZM221 181H222V183H221ZM232 181V182H231ZM233 181L234 182H236L237 183V186H238V181H240V183H242V186H243V184H244V182H245V184H246V182L248 183L249 182V184L248 185H250L251 187L249 188L247 185H246V189L250 192V195L252 196L251 198L248 196L249 195V192H245V190L244 189H242L244 192H245V194H243L244 192L243 191H240V189H239V192H237V194L234 196L233 195V193L231 194V193H229L230 191L232 192V190L233 189H229L230 191L228 192V188L227 189H223V188H225L223 185L225 184V183H229L228 185L230 186V188L232 187L231 185V183H233ZM244 181V182H243ZM122 182V183H121ZM134 182V181H133ZM193 182V183H192ZM126 183H128V184H126ZM206 185H208V186H204L205 184ZM185 184V185H184ZM204 184V185H203ZM245 184H244V186H245ZM124 185V186H125ZM184 185V186H183ZM227 185V186H228ZM233 185L235 186L236 184H234L233 183ZM240 185V184H239ZM172 186H174V188L172 187ZM177 188H176V187ZM223 186V187H222ZM225 186H226V184H225ZM233 186V187H234ZM242 186H238V187H234V188H239V187H241L242 188ZM261 186V187H260ZM179 187H181V188H179ZM202 187V188H201ZM232 187V188H233ZM248 187V188H247ZM0 188L2 189V187L0 186ZM172 188H173V190H172ZM220 188V189H219ZM221 188L223 189V191H227L228 192V194L226 195H221V196H223V197H225L226 198V196L228 197V195L229 196H231V195H233L234 197H238L239 196V198L240 199H237V197L235 198V199H233V200H240V202H241V195H242V197L243 198H248L249 197V202L247 203V201H248V199H244V200H246V201H243V202H245V203H243L244 204V206H249L250 205V207H249V209L248 208H246V213L240 208L241 207V204H240V207H239V205L237 206V207H235V206H233V207H235V209L236 208H238V209H236V210H238V212L235 210V209H232L233 207H232V205H234V204H236V201L234 202H230V203H233V204H231L230 205V203L229 202H227L226 203V201H229V200H231V199H228V200H224V198L223 197H221L220 196V194L218 195V196H220L221 198H219L218 200H220L219 202L221 203V200H223L222 201V203L223 202H225V203H221V206L222 205H224L225 204V207L226 208H228L229 206H231V207H229V213L227 212L228 210L224 207V206H218L216 203H214V201L216 200L217 201V198L216 197H218L217 196V194L219 193V191H221ZM178 189V190H177ZM184 189V190H183ZM202 191V192H200V190ZM204 189V190H203ZM261 189H263V191H261ZM185 192H183V191ZM199 190V191H198ZM236 190V189H235ZM246 190V191H247ZM177 191V192H176ZM189 192V195L187 194L188 192ZM206 191V192H205ZM236 191H238V190H236ZM0 192H2V190L0 191ZM181 192H183L187 197L185 198V195H183ZM199 192H200V195L202 196L203 195V192H204V194H206V195H204V196H206V198L207 199H211L212 197H213V199H215V200H213L212 201V199H211V201L210 202H208V200H204V199H206L204 196H202L201 198L202 199H200L199 197H200V195H199ZM243 192V193H242ZM179 193H181L182 195H180ZM234 193H235V191H234ZM241 194V195H238V194ZM246 193H248V195L246 194ZM209 194V195H208ZM222 194V193H221ZM223 194H224V192H223ZM254 196H253V195ZM263 194V195H262ZM174 195H176V196H174ZM180 195V196H179ZM211 196V197H208V196ZM248 196V197H246V196ZM182 196H183V198H182ZM189 196V197H188ZM262 196V197H261ZM175 197H177V198H175ZM182 199H184V200H182ZM197 199H196V198ZM234 197H232V198H234ZM204 198V199H203ZM229 198H231V197H229ZM263 198V199H262ZM181 199V200H180ZM188 200V202H187V200ZM196 200V201H193V200ZM209 199V200H210ZM253 199V200H252ZM158 202H157V201ZM176 200V201H175ZM204 200V202H201V201H203ZM184 203V202H187V203H184L185 204V207L187 208V210H185L184 208V204L182 205V207H184V208H182L181 207V205L179 206V207H181V210L182 209H184V214L186 213V214H188V215H184V214H182L183 213V211L181 212L180 211V208L177 210V207H178V204H176V202L178 203L179 202V204L181 203ZM184 201V202H183ZM191 201H193V202H197V203H190ZM199 201V202H198ZM205 201H207V203L205 202ZM232 201V200H231ZM252 201V203H250ZM107 202H109V201H107ZM159 203L160 202V204H158L157 205V203ZM172 202H174V203H172ZM214 204H213V203ZM239 201H238V203H240ZM144 203V204H143ZM167 203V204H166ZM170 203L171 204H176V208H172V207H174V206H170ZM188 203H190V205H188ZM200 203V204H199ZM205 203H206V206L204 207L203 205H205ZM209 203H211V204H213L214 206L216 205V207H214V206H211V204H209ZM220 203H218V204H220ZM242 203V202H241ZM107 204H109L108 205V208L110 207V208H112V203H111V205H110V202L109 203H107ZM143 204V205H142ZM192 204V205H191ZM195 204V205H194ZM196 204H197V206L199 207H197V210L199 209V212L201 211V215L203 214L204 215V217H205V214H206V218H209L211 215H210V213L212 212V211H210V209H212L213 207H214V213H213V215L214 216H212V217H214V218H216L215 216L216 215H219V216H217L218 217V219H220V221L222 222V223H224V225L225 226H223V224L220 222V221H216V219H213V220H215L216 222H211L210 224H212V226L210 227L209 226V222L210 221H213L212 220V217H210L211 218V220H210V218H209V222H208V219H207V228H208V230L209 229H211V230H213L214 231V229H217L218 230V232H220L221 233V235L223 236L222 238H223V240L224 241H221L222 240V238H221V235L215 230L214 232H216L217 233V235L215 234L214 235V237H218V235H219V237L221 238V240L219 241V239L220 238H217V241H218V243H217V241H214V240H216V239H214L213 238V235L212 236H210L211 234H209V231H207V228H206V226L204 227L203 225H202V227L204 228V229H200L201 228V225H199L200 223H197V221L198 222H201V221H203V223L201 222V224H204V223H206V220H204V219H206V218H202L201 217V215L199 214V212H198V216L200 215V219H202V220H200V219H196V218H198V216H197V214H195L194 215V213H191V212H195L196 211V209H193V207L194 206H196ZM207 204H209L211 207H209V205H207ZM226 204H229L228 205V207L226 206ZM242 204V205H243ZM247 204V205H246ZM249 204V205H248ZM147 205H151L150 207H148L147 208V210H144V209H146L144 206H147ZM114 206V205H113ZM143 206V207H142ZM163 206V207H162ZM169 207V208H167V207ZM188 206V207H187ZM189 206H192V208H190ZM204 207V209H202L203 207ZM208 206V207H207ZM219 207V209L218 210H220V209H223V211H221V213L219 212V214H217L218 213V211H215V208H216V210H217V208ZM244 206H242V208H244ZM121 208L123 207V205H121L120 206ZM208 208L209 210H207L206 209V211H209L210 213H208V212H206L205 213V208ZM225 208V211H224V208ZM109 208V209H110ZM115 208V210H116V206L114 207ZM144 208V209H143ZM151 208V209H150ZM173 210H172V209ZM201 208V209H200ZM167 209H169V210H167ZM170 209L173 211V212H171L170 211ZM175 209H176V211H179V212H174L175 211ZM190 209H193V210H195V211H191L190 212ZM231 209L234 211H232V213H230L231 212ZM241 209V210H240ZM248 209V210H247ZM112 210H114L113 208H112ZM162 210V214L161 213H159V211H161ZM204 212H203V211ZM213 210V209H212ZM240 210V211H239ZM245 210V209H244ZM146 211V212H145ZM164 211H165V213H164ZM185 211H187V212H185ZM245 214V215H242L243 213ZM114 212H116V211H114ZM143 212V213H142ZM197 212V211H196ZM203 212V213H202ZM222 212H226L228 215H226L225 213H222ZM248 212V213H247ZM154 213V214H153ZM169 213H171V214H169ZM179 213V214H178ZM181 213V214H180ZM161 214V215H163V216H159V215ZM165 214V215H164ZM167 214V215H166ZM178 214V215H177ZM192 214V215H191ZM212 214V213H211ZM224 214L226 215V216H229V218H227L226 216H224ZM230 214V215H229ZM180 215V216H179ZM182 215L184 216V217H182ZM191 215V216H190ZM208 215V216H207ZM221 215V216H220ZM223 215V216H222ZM141 216V215H140ZM142 216H141V218H142ZM165 216V217H164ZM166 216H169L168 218L169 219H167V217ZM186 216V217H185ZM188 216H189V218H188ZM242 216H244V217H242ZM159 217H161V218H159ZM165 219H164V218ZM179 217V218H178ZM183 219H181V218ZM192 217V218H191ZM195 217V218H194ZM225 217V218H224ZM148 218V219H147ZM164 219V222L162 221L163 219ZM190 218H191V222L189 221L190 220ZM143 219V218H142ZM178 219H180V221L181 222H183V223H185L184 225V227H183V225H181V224H183V223H181ZM187 219V220H186ZM217 219V220H218ZM147 220H149L148 221V223H147ZM161 222H160V221ZM166 220V221H165ZM178 220V221H177ZM194 220H196L195 221V223L193 222ZM171 221V222H170ZM168 222L170 223V225H167L168 224ZM174 222V223H173ZM176 222H178V223H176ZM218 222V224L219 225H221L222 224V226H219V229H218V226L215 228V226L217 225L216 223ZM220 222V223H219ZM162 223H163V225H162ZM172 223V224H171ZM165 224H166V227H164L165 226ZM174 224V225H173ZM180 224V225H179ZM186 224H188V226H186ZM199 225V227H198V225ZM179 225V226H178ZM192 225V226H191ZM175 228H174V227ZM190 226V227H189ZM214 226V227H213ZM179 227H181V228H179ZM188 228V230H187V228ZM194 227V228H193ZM196 227L198 228V229H196ZM210 227V228H209ZM176 228H177V230H176ZM183 228V229H182ZM214 228V229H213ZM224 230V229H226L225 231H222V229ZM250 228V229H249ZM181 229V231H179ZM186 229V230H185ZM200 229V230H199ZM183 230V231H182ZM189 230H192V233L193 232H195L194 234H192L191 233V231L190 232H188ZM196 230V231H195ZM200 232H198V231ZM203 230V231H202ZM204 230L206 231V232H204ZM221 230V231H220ZM213 231H210L211 233L213 232ZM181 232V233H180ZM184 232H185V234H184ZM186 232H188V233H186ZM204 233V236H203V233ZM223 232V233H222ZM183 233V234H182ZM202 233V235H198V234H201ZM207 233V234H206ZM181 234H182V236H187V234L189 235V237H181ZM206 234V235H205ZM209 234V235H208ZM240 234H241V239L239 240L240 241V243H241V245H240V243L238 242V241H236L235 242V240H237V239H239L240 238ZM176 235L178 236V237H176ZM180 235V236H179ZM194 235V236H193ZM196 235H197V237H196ZM238 235V236H237ZM243 235H245L246 237L248 236L250 239H247L246 241L247 242H250V243H247L246 241H244V244H243ZM173 236V235H172ZM171 236V237H172ZM191 236H193V237H191ZM206 239V241H205V239L203 238V237ZM206 236H208V237H206ZM238 238H237V237ZM170 237V238H171ZM196 237V238H195ZM199 237H202V238H199ZM212 238V240H210L211 238ZM234 239H233V238ZM184 239L185 241H183L182 239ZM187 238H189V239H187ZM190 238H192V240H190ZM199 238V239H198ZM237 238V239H236ZM245 238V237H244ZM178 239V240H177ZM180 239V240H179ZM196 239V240H195ZM197 239H198V241H197ZM203 239V240H202ZM214 239V240H213ZM187 240V241H186ZM193 240H195V241H193ZM231 240V241H230ZM234 240V241H233ZM248 240H250V241H248ZM180 241H182V243L184 242V244H182ZM190 241H192V242H194L195 244H198L200 241L202 242V241H205V242H203V243H200V245H195L194 243H191L192 245L190 246V244H188V243H190ZM211 243H210V242ZM230 241V242H229ZM178 242H180L183 246L182 247H186L184 250L186 251V253L187 252H190V253H187V254H184L183 252H185L184 250H182V247H180L181 246V244L179 243L178 244ZM216 242V243H215ZM220 242V243H219ZM228 242V243H227ZM232 242H235V244H237V245H234ZM251 242H252V244H251ZM208 243V244H207ZM213 244V245H210V244ZM238 243H239V245H238ZM245 243H247L246 244V247L248 246V244L250 245V246H248L249 247V249H250V251H249V249H248V247L246 248V247H244L245 246ZM175 244H177V245H175ZM186 244H188V246H189V248H188V246H186ZM193 244H194V246H193ZM205 244V245H204ZM207 244V245H206ZM218 245V247H217V245ZM227 244H229L230 246H227ZM180 245V246H179ZM204 245V246H203ZM210 245V246H209ZM244 245V246H243ZM176 246H178V247H176ZM198 246V247H197ZM206 246H209V247H206ZM234 246H237V247H235V249L238 251V250H240L241 251V249L242 248H240V247H243V249H247V251H246V249H245V251H243V249H242V251L245 253H248V251H249V253L246 255V257L244 256L245 254H243L242 253V256H240L241 255V253H240V251L239 252H237L236 253V251H235V249H233L234 248ZM142 247H144V244L142 245ZM192 247H194V249L195 250H192V251H190L191 250V248ZM200 247H202L203 249H201ZM211 248V247H214V250L212 249V251L213 252H215V253H213L210 249H208V250H210L211 252V254L210 253H207V252H209L208 250H206L205 251V248ZM220 248V249H218L217 250V252H216V249L217 248ZM228 247V248H227ZM233 247V248H232ZM238 247H239V249H238ZM171 249V254H169L168 253V250L169 249ZM216 248V249H215ZM230 248H232V250H230L229 251V249ZM180 250V252H181V254L183 253V255H181L180 254V252H179V250ZM193 249V248H192ZM198 249V250H197ZM189 250V251H188ZM226 250V251H225ZM257 250H259L258 252L260 253V252H262V253H260L259 255H258V253L256 252ZM183 251V252H182ZM197 251H200V252H198V257L196 256L195 257V255H197L196 254V252ZM227 251H229L228 253H227ZM233 251L236 253H233ZM241 251V252H242ZM166 252H167V255H166ZM192 252V253H191ZM193 252H195V253H193ZM201 252H203V253H201ZM233 254H235V255H233L232 256V253ZM253 253L252 255H256L255 257H253L252 255H251V253ZM178 253H179V255H181V256H179L178 255ZM200 253V254H199ZM227 253V254H226ZM255 253V254H254ZM191 254H195V255H191ZM205 254H206V258H205ZM210 256H208V255ZM249 254L251 255V257H249ZM171 256V257H168V256ZM228 255V256H227ZM164 256H166V257H164ZM182 256H186V258H188V256L190 257H192V259L193 260H189V259H191V258H188V261L186 260V259H184V261H183V259H182ZM234 256H236L237 258V261H234V259H235V257ZM240 256V257H239ZM244 256V257H243ZM163 257V258H162ZM172 257L173 258H175V259H173L172 260ZM239 257V258H238ZM263 257L262 258H260V259H263ZM167 258L169 259V258H171L170 260H167ZM195 258V259H194ZM197 258V259H196ZM155 259H153V264L155 263L156 264V261H155ZM166 259V260H165ZM235 259V260H236ZM258 259V260H257ZM128 260L130 261V260H132V258H128ZM160 260V261H159ZM172 260V261H171ZM175 260V261H174ZM180 260V259H179ZM202 260V261H201ZM215 260H214V264L216 263L215 262ZM231 260V261H230ZM155 261V262H154ZM166 263H165V262ZM171 261V262H170ZM132 262V263H131ZM180 262V263H179ZM188 263V264H191V263ZM200 262H202V263H200ZM225 262V263H224ZM239 262V263H240ZM244 262H241V264H243ZM261 262V261H260ZM259 262V263H260ZM135 263H137V262H134V261H130V263L128 262V264H135ZM144 263H146V261H142L141 263H139V264H144ZM216 263V264H217ZM238 263V264H239ZM259 263H257V264H259ZM263 263V262H262ZM147 264V263H146ZM245 264V263H244Z\"/></svg>","mask_w":264,"mask_h":264},{"label":"bare ground","instance_id":"6f19581e","mask_svg":"<svg viewBox=\"0 0 264 264\" xmlns=\"http://www.w3.org/2000/svg\"><path fill=\"white\" fill-rule=\"evenodd\" d=\"M162 1V0H161ZM169 2H170V0H168ZM167 1V2H168ZM186 2V4H185V7L182 9V10H180V11H182V12H185V13H187V12H191V13H193L194 11H195V8L197 7V4L196 3H194L193 2V0H185ZM166 2V1H165ZM166 2V3H167ZM233 2V6H232V15H236L235 17H237V12H236V8H237V11H239L238 10V6H239V9H241L242 7L241 6H244L243 4H245V3H243L242 2V0H234V1H232ZM250 2V1H249ZM165 3V4H166ZM162 4V3H161ZM225 4V3H224ZM249 4V3H248ZM251 4V3H250ZM164 5V4H163ZM169 5V4H168ZM252 5V4H251ZM250 5V6H251ZM151 6V5H150ZM154 6V5H153ZM162 6V5H161ZM152 7V6H151ZM154 7H156V9H157V7L158 6H154ZM154 7H152V10H154ZM164 7H168L167 5H164L163 6V8ZM163 8H161V9H163ZM166 9V8H165ZM171 9V8H170ZM144 10H149V9H144ZM164 10V9H163ZM151 11V10H150ZM149 11V12H150ZM162 11V10H161ZM179 11V10H178ZM240 11H243V10H240ZM153 12V11H152ZM157 11H155L154 10V12L153 13H151V17H152V15H156V14H158V13H156ZM158 12H159V10H158ZM174 12V11H173ZM213 13H214V11H212ZM211 12V13H212ZM209 13V12H208ZM239 13V12H238ZM241 13V12H240ZM245 13V15L244 16H247L248 14H246V11H244V12H242V14H244ZM149 14V13H148ZM160 14H161V12H160ZM163 14H165V12L163 13ZM180 14V13H179ZM201 14H202V16L204 15V14H206L207 15V13H202L201 12ZM215 14V13H214ZM213 14V15H214ZM159 15V14H158ZM162 15V14H161ZM166 15L168 16V14H165L164 16H165V19H166ZM192 15H194V17L199 21V20H201L202 19V17L200 16V14L198 15V14H192ZM208 15H210V20H211V22H213L214 24H215V22L213 21V20H215L214 18H215V15L213 16L212 14H208ZM216 15H217V12H216ZM239 15V14H238ZM163 16V15H162ZM172 16H173V14H172ZM154 17V16H153ZM155 17H157V16H155ZM174 17V16H173ZM204 17V16H203ZM206 17H208V16H206ZM248 17V16H247ZM247 17H245V19L247 18ZM161 18V17H160ZM169 18V21H171L172 19H174V18H172L171 20H170V17L168 16L167 17V19ZM177 18V17H176ZM182 18V17H181ZM192 18V17H191ZM191 18H190V20H191ZM201 18V19H200ZM233 18H234V16H233ZM238 18V17H237ZM163 19H164V17H163ZM163 19H161V20H163ZM180 19V18H179ZM188 20H189V18H187ZM187 19H185L184 18V20H185V22L187 23ZM196 19H194L193 18V20L195 21ZM235 20L234 21H237L236 20V18H234ZM160 20V21H161ZM182 20V19H181ZM184 20H182L183 22H184ZM203 20H204V18H203ZM174 21L176 22V20L174 19L172 22L174 23ZM209 21V19L207 20V18L205 19V22H206V24H207V22ZM164 22V21H163ZM165 22H168V21H165ZM165 22H164V29H166L167 30V28H165L166 26V24H165ZM183 22H179V23H183ZM200 22V21H199ZM199 22H195L194 24V28L196 27V28H198L202 23L200 22V24L198 25V27L196 26V23H199ZM204 21H203V23H205ZM211 22H209V23H211ZM155 23H157V22H155ZM162 23V22H161ZM178 23V22H177ZM186 23H183L182 25H184V24H186ZM208 23V25H210ZM213 23H212V26H213ZM147 24V23H146ZM150 24V23H149ZM163 24V23H162ZM162 24H161V26H162ZM168 24V23H167ZM193 24V23H192ZM191 24V25H192ZM205 24V25H206ZM160 25V24H159ZM190 25V24H189ZM204 25V24H203ZM204 25V26H205ZM152 26V25H151ZM168 26V25H167ZM175 27L176 25H175V23H174V25H172V23H171V27ZM181 25H179V27H180ZM185 26H187V25H185ZM117 27V26H116ZM155 28H157L156 26H154ZM170 27V30H169V27H168V30H167V34L169 35V38H168V40H167V37H166V33L164 34V38H166V39H164V40H162V39H158L159 40V42H160V44L159 43H157V40H156V43H157V45L156 46H160V48H163V51H165L166 50V48H167V45H166V40L167 41H172L173 42V40H174V38H173V40H170L171 39V37L173 36L172 34L173 33H176V31L174 30L173 32H171L172 34V36L170 35V33H168V31H171V28ZM177 27V26H176ZM188 27V26H187ZM253 27H255V28H257L256 26H253ZM112 28H114V26L112 27ZM141 28V27H140ZM149 28V27H148ZM160 28V27H159ZM163 28V27H162ZM180 28H183L184 29V27H180ZM189 28V29H188ZM187 29L188 30H191V32L192 31H194L193 30V28H192V26L190 27H188ZM191 28V29H190ZM195 28V29H196ZM200 28H202V26L200 27ZM222 28H223V26H222ZM255 28H253V32H255ZM121 29V28H120ZM119 29V30H120ZM142 29V28H141ZM151 29H152V27H151ZM158 29V28H157ZM259 29H263V31H264V25H262V28H259ZM259 29H257V31L259 30ZM116 30V29H115ZM118 30V31H119ZM160 30H162L163 31V29H161L160 28ZM159 30V31H160ZM177 30H179L178 28H177ZM203 30H204V28H203ZM117 31V30H116ZM137 31H139V30H137ZM161 31V32H162ZM165 31V30H164ZM200 31H202V29L200 30ZM199 31V32H200ZM237 31L238 30H236V31H234V32H236V33H234V35L235 34H238L237 33ZM259 31H261L262 32V30H259ZM112 32V31H111ZM114 32V31H113ZM152 32V31H151ZM155 32V31H154ZM160 32V34H162ZM166 32V31H165ZM189 32V31H188ZM195 32V31H194ZM192 33V34H196V33ZM196 32H197V29H196ZM199 32H198V34H199ZM223 32V31H222ZM232 32V31H231ZM261 32H259V33H261ZM119 33V32H118ZM123 33V32H122ZM135 33V32H134ZM148 33V32H147ZM164 33V32H163ZM207 33H209V31L207 32ZM239 35H238V38H239V36H241V31H239ZM263 33V32H262ZM99 34V33H98ZM153 34H155V33H153ZM198 34H196V35H198ZM204 34V36L205 35H207L205 32L203 33ZM217 34V33H216ZM119 35V34H118ZM147 35V34H146ZM150 35H151V33H150ZM150 35H148V36H150ZM176 35H178V33L176 34ZM200 35V34H199ZM219 35V34H218ZM218 35H215V36H217L218 37V39H219V36ZM242 35H244V34H242ZM125 36H126V34H125ZM132 36H134L133 34H132ZM161 36H163V34L161 35ZM171 36V37H170ZM174 36H175V34H174ZM193 36H195V35H193ZM201 36H203V35H201ZM204 36H203V38L202 39H204ZM208 36V35H207ZM206 36V37H207ZM232 36V35H231ZM236 36V35H235ZM111 37V36H110ZM158 37H159V35H158ZM157 37V38H158ZM196 37V46L199 48L198 50H200V49H204L205 50V52H206V48L208 47L207 45H206V43L204 42V40H202V39H200L199 38V36L197 37V36H195ZM205 37V38H206ZM216 37V38H217ZM224 37V36H223ZM234 37V36H233ZM251 37V36H250ZM250 37H248V36H244V37H240V42H238V43H240V45H244V44H246L245 42H249L251 39H250ZM260 37H262V36H260ZM95 38H96V36H95ZM116 38V37H115ZM114 38V36H113V39H115ZM132 38V37H131ZM130 38V39H131ZM136 38V37H135ZM154 38H155V36H154ZM154 38L151 40V41H153V43L151 44L150 43V45H153V44H156L155 42H154ZM160 38V37H159ZM179 38V37H178ZM222 38V37H221ZM225 38V37H224ZM224 38H222V40L224 39ZM226 38H228V40H225V41H231V39L229 38V37H226ZM236 38H237V36H236ZM98 39H99V37H98ZM111 38H109V40H110ZM113 39H111V41L113 40ZM118 41H119V39L121 40V38H116ZM127 39H128V37H127ZM156 39V38H155ZM176 39V38H175ZM195 39V38H194ZM210 39V38H209ZM217 39V40H218ZM233 39V38H232ZM234 39H235V37H234ZM250 39V40H249ZM104 40V39H103ZM108 40V39H107ZM122 40H124V38L122 39ZM149 40V39H148ZM221 39L220 40H218V41H222ZM224 40L220 43V42H218V47H217V50H218V53L219 54H221L222 52V54H223V56L224 57H226L227 55H229L230 57H231V55H230V52L229 53H227L226 51V53L224 52V45H225V42H224ZM249 40V41H248ZM96 41V40H95ZM111 41H105L104 42V44H107V42H108V44L111 42ZM116 41V40H115ZM124 41H126L127 42V40H124ZM135 41V40H134ZM139 41H141V40H138V42ZM150 41V40H149ZM150 41V42H151ZM176 40H174V44L175 43H177V42H175ZM208 41H210V40H208ZM237 41H239V40H237ZM257 41H259V40H257ZM260 41L262 42V40L260 39ZM259 41V42H260ZM113 42V41H112ZM112 42L110 43L111 44V46H112ZM131 42V43H130ZM130 44H132V41L130 40ZM136 43V41H135V44H139L140 45V43ZM179 42L180 43H182V40L179 38ZM179 42H178V47H181L180 46V44H179ZM194 42V43H195ZM212 42H214L213 44H215V43H217L216 42V40H215V38L213 39V41L211 40V42H209V43H212ZM224 42V43H223ZM228 42H226V44L228 43ZM231 42H234V40H232ZM231 42L230 43H228L229 45H227L226 47L227 48H229V47H232V49L231 50H233V48H234V46L232 45V46H230V44H231ZM261 42H260V44H261ZM92 43V42H91ZM98 43V42H97ZM97 43L95 44V46L97 45ZM116 43H117V41H116ZM125 43V42H124ZM146 43V42H145ZM169 43V42H168ZM208 43V44H209ZM237 43V42H236ZM253 43V41L251 42V44ZM264 43V39H263V42H262V46L264 45L263 44ZM83 44V43H82ZM99 44H100V42H99ZM103 44V43H102ZM103 44V45H104ZM118 44H119V42H118ZM126 44V43H125ZM135 44H133V45H135ZM142 44V43H141ZM170 44V43H169ZM172 44V43H171ZM234 44V43H233ZM249 44V43H248ZM4 45V44H3ZM79 45V44H78ZM128 45L129 44H127V46L126 47H128ZM190 45V44H189ZM237 45V48L240 50V48H239V44H236ZM240 46L241 47V49H243V47L244 46ZM7 46V45H6ZM11 46V45H10ZM9 46V47H10ZM81 46V45H80ZM98 46V45H97ZM99 46H102L101 44L99 45ZM110 45H109V47H111ZM115 46V45H114ZM131 45H129V47H130ZM158 46V47H159ZM169 46V45H168ZM175 46H176V44H175ZM175 46L173 47V48H175ZM184 46V45H183ZM191 46V45H190ZM189 46V47H190ZM193 46V45H192ZM207 46V47H206ZM245 46H247V45H245ZM257 50H256V52L258 51V53H261L260 55L258 54V53H256V52H248V51H250V50H248L247 52H245L246 50H245V48H244V50H240V52H242L243 53V55H245V56H243L242 55V53H239V50L237 51L240 55H242L243 57H242V59H241V57L240 56H238V55H236V57H237V59H235V57H234V55L235 54H237V52H236V47H235V53H233L232 51H231V54L233 53L234 55L231 57V58H233V60L235 61H233L232 59H231V63L233 62L234 63V66L236 67V71H237V65L238 66H240L239 64L241 63V62H243V63H241V64H244L243 66H241L240 68L241 69H244L245 71H243V70H241V72L243 71V73L245 72V75H247L246 77L247 78H249L251 81H252V79L250 78V76H252V75H248V74H246L247 73V70H248V73L250 74H252L253 73V77H257V78H255V82L257 83V84H255V86H256V88H257V91L259 90V91H261V89L258 87V83L259 82H257V81H260V79H258V75L260 76V73H258L257 71L258 70H261V73H262V70L264 71V64H262V62H260V61H262V60H260L261 58H263V56H264V48H263V50H261L260 48L262 47V46H260L259 45V43H257ZM77 47V46H76ZM75 47V48H76ZM104 47V46H103ZM102 47V48H103ZM115 47H117V46H115ZM114 47V51L111 49V48H109V49H111L113 52L111 53V54H113L114 52L116 53L117 51H115V48ZM123 47H125V46H123ZM122 47V48H123ZM133 47V46H132ZM137 47H138V45H137ZM141 47V49L140 50H142V46H139V48ZM151 47H153V46H151ZM157 47V48H158ZM215 47V46H214ZM264 47V46H263ZM80 48V47H79ZM118 49H119V47H117ZM131 48V47H130ZM129 48V49H130ZM133 48H135V47H133ZM150 48V47H149ZM148 48V49H149ZM156 48V47H155ZM169 48H172V47H169ZM168 48V49H169ZM182 48L183 49H187V46H186V44H185V47H181V50H182ZM226 48V49H227ZM247 48V47H246ZM256 48V47H255ZM259 48V49H258ZM3 49V48H2ZM124 49V48H123ZM128 49V50H129ZM153 49V48H152ZM168 49L166 50L167 51V53H171V52H168ZM191 49V48H190ZM193 49H195V47H193L192 48V50ZM197 49V48H196ZM195 49V50H196ZM209 49V48H208ZM207 49V50H208ZM5 50V49H4ZM67 50V49H66ZM110 50V51H111ZM131 50V49H130ZM137 50V49H136ZM176 50H178V48L176 49ZM187 50H189V48L187 49ZM194 50V51H195ZM210 50V49H209ZM212 50V49H211ZM216 50V51H217ZM228 50H230V48L229 49H227V51ZM254 50V51H255ZM261 52H260V51ZM75 51V50H74ZM79 51V50H78ZM118 51H121V49H119ZM124 51H125V49H124ZM124 51L122 50V52L124 53ZM126 51H127V48H126ZM132 51V50H131ZM135 50L133 49V54H135V52H134ZM146 51V50H145ZM158 51V52H157ZM157 51H155V52H157L156 53V55H157V57L159 58H157L158 60H159V65H161V66H165V68H166V64L164 65V60H165V58L169 55H165L164 54V52L163 51H161L160 49H157ZM160 51V52H159ZM170 51V50H169ZM172 51V50H171ZM180 51V50H179ZM183 51H185V53H186V55H187V52L189 53V51H187L186 52V50H183ZM182 51V52H183ZM215 51V52H216ZM137 52V51H136ZM142 52V51H141ZM141 52H139V53H141ZM144 52V51H143ZM148 52L149 51H147V55L149 56L150 54H148ZM209 52V51H208ZM207 52V53H208ZM1 53V52H0ZM72 53H74V52H72ZM110 53V52H109ZM126 53H130V52H126ZM150 53L151 54H153V52L151 51V48H150ZM177 53V52H176ZM181 53V52H180ZM211 53H213V51L211 52ZM218 53H216V54H211V55H208L209 57L210 56H214L215 55V57H217L218 56ZM248 54V53H252L253 54V56H251L252 54H248V55H246V54ZM257 54V56H256V54ZM3 54H5L6 55V53H3ZM2 54V55H3ZM107 54H108V52H107ZM119 54H120V52H119ZM122 54V53H121ZM128 54L126 55V54H124V55H126L127 57H128ZM131 54V53H130ZM129 55V57L130 56H132L131 58H132V60H133V56L134 55ZM155 54V53H154ZM179 54V53H178ZM177 54V55H178ZM198 54V53H197ZM200 54V53H199ZM202 54H204V53H202ZM202 54H200V55H202ZM5 55L3 56V57H5ZM137 55V54H136ZM142 54H140V56H141ZM144 55V54H143ZM146 55V56H147ZM174 55H176L175 53H174ZM186 55H184V56H186ZM191 55V54H190ZM192 55H194V54H192ZM206 55V56H207ZM7 56V55H6ZM9 56V55H8ZM67 56V55H66ZM71 56V55H70ZM111 56V55H110ZM120 56V55H119ZM126 56H125V58H126ZM171 56V55H170ZM181 56V55H180ZM179 56V57H180ZM184 56H181V57H183L184 58ZM188 56H189V54H188ZM197 56V55H196ZM246 56H249V57H247V59H246ZM255 56H256V58H255ZM64 57H65V55H64ZM75 57V56H74ZM74 57H72V58H74ZM78 57H81V56H78ZM137 57H139V56H137ZM136 57V58H137ZM142 57V59H143V56H141ZM141 57H140V59H141ZM145 57V56H144ZM151 57H153V56H151L150 55V57H149V60H150V58ZM156 57V56H155ZM154 57V58H155ZM178 57V58H179ZM190 57V56H189ZM188 57V58H189ZM192 57V56H191ZM215 57H214V59L212 60V62H214V64H219L218 62L220 61L219 60V58H218V60L217 59H215ZM239 57H240V59H239ZM245 57V58H244ZM251 57H254V59L253 58H251ZM259 57H260V59H259ZM53 58V57H52ZM61 58V57H60ZM59 58V59H60ZM67 58H69V56H67ZM111 59H112V57H110ZM116 58V57H115ZM146 58V57H145ZM148 58V57H147ZM146 58V60H148ZM187 58V59H188ZM203 58V57H202ZM221 58V57H220ZM227 58V57H226ZM248 58H249V61H247L248 60ZM260 60H258V59ZM2 59H4V58H2ZM9 59V58H8ZM7 59V61H8V63L9 64H6V63H4V61H3V63H4V67L5 68H8L9 70H12V71H14L13 69L15 68L16 69V67H14L12 64H11V62L13 63V59L12 60H8ZM57 59V58H56ZM77 59V58H76ZM81 59V58H80ZM84 59V58H83ZM114 59V58H113ZM119 59V58H118ZM127 59V58H126ZM130 59V58H129ZM129 59H127V60H129ZM140 59L138 58V60L140 61ZM142 59H141V61H140V63L138 64L139 66H140V69H141V65H143V61H142ZM169 59V57L167 58V63H168V60ZM186 59V60H187ZM204 60L205 59H207V58H203ZM224 59V58H223ZM223 59H222V61H223ZM239 59V61H237ZM246 59V60H245ZM15 60V59H14ZM53 60V59H52ZM64 60V59H63ZM70 60V59H69ZM73 60V59H72ZM126 60V61H127ZM137 60V59H136ZM137 60V61H138ZM153 61H154V59H152ZM151 60V61H152ZM158 60H155L154 62L156 63V68H158L157 67V65H158V63H157V61ZM161 60H163V61H161ZM191 60V59H190ZM211 60V59H210ZM216 62H215V61ZM228 60L230 61V58H228ZM227 60V61H228ZM243 60H245V61H243ZM6 61V60H5ZM6 61V62H7ZM9 61H11V62H9ZM16 61V60H15ZM15 61H14V64H15ZM71 61V60H70ZM79 61V60H78ZM114 61V60H113ZM115 61H119V60H117V59H115ZM114 61V62H115ZM131 61V60H130ZM153 61H152V63H153ZM161 61V62H160ZM188 61V60H187ZM202 61V60H201ZM218 61V62H217ZM225 62V63H228V67H230V69L234 72V67H232L233 66V64H232V66L229 64V61L228 62ZM253 61V62H252ZM255 61V62H254ZM259 62L260 64H258L257 62ZM23 62V61H22ZM58 62V61H57ZM65 62V61H64ZM66 62H67V60H66ZM64 63L63 64V66L64 65H66L67 63H69V65H70V62H67V63ZM71 62H76L75 61V59L73 60V61H71ZM80 62V61H79ZM86 62H87V60H86ZM108 62V61H107ZM121 62H125V59H124V61H123V59H122V61ZM128 62V61H127ZM145 62H147V61H145ZM165 62V63H166ZM170 62V61H169ZM203 62L204 61H202V63L200 64V65H202L203 64ZM245 62H246V64H245ZM247 62L249 63V64H247ZM250 62H252L254 65H255V69L257 68L256 67V65L258 64V66H260L259 68L260 69H256V71L254 70H249L248 68H251V69H253L252 68V66H253V64H252V66H251V64H250ZM26 63V62H25ZM30 63V62H29ZM56 63V62H55ZM60 63V62H59ZM58 63V64H59ZM81 63V62H80ZM88 64H89V62H87ZM106 63V62H105ZM148 63V64H147ZM146 64L148 65V66H152V64H151V62L149 61V62H147ZM154 63V64H155ZM161 63V64H160ZM172 63H174L173 61H172ZM221 63V62H220ZM223 63V62H222ZM221 63V64H222ZM224 63V64H225ZM239 63V64H238ZM257 63V64H256ZM20 64V63H19ZM23 64V63H22ZM60 64H62V63H60ZM79 64V63H78ZM84 64V63H83ZM82 64V65H83ZM86 64V63H85ZM108 64H110V63H108ZM112 64V63H111ZM117 64V63H116ZM121 64V63H120ZM125 64V63H124ZM123 64V65H124ZM130 64V63H129ZM131 64H132V61H131ZM135 64V63H134ZM141 64V65H140ZM145 64V65H146ZM163 64V65H162ZM181 64H183V63H181ZM181 64H179L178 66H180V67H184V66H182ZM205 64V63H204ZM204 64L202 65V67H204ZM207 64V63H206ZM205 64V65H206ZM236 64V65H235ZM15 65H17V64H15ZM25 65H27V64H25ZM25 65H22V66H25ZM32 65V64H31ZM45 65V64H44ZM56 65L57 64H55V66L54 65H52L53 67H56ZM71 65H73V67L74 68H76V65H75V63H72ZM75 65V66H74ZM81 65V66H82ZM117 65H119V63L117 64ZM133 65V64H132ZM136 65V64H135ZM135 65H134V67H135ZM138 65L136 66V67H138ZM158 65V66H159ZM168 65L170 66V65H172L173 66V64H171V62L170 63H168ZM247 65H250V67L249 66H247ZM20 66V65H19ZM51 66V65H50ZM51 66V69L53 68ZM58 66V65H57ZM68 66V65H67ZM83 66H85V65H83ZM88 66V65H87ZM106 66H108V65H106ZM105 66V67H106ZM112 66V65H111ZM116 66V65H115ZM120 66V65H119ZM118 66V67H119ZM128 66V65H127ZM131 66V65H130ZM168 66V67H169ZM219 66L221 67V65L219 64ZM219 66L217 67V68H219ZM28 67H30V66H28ZM41 67V66H40ZM62 67V66H61ZM80 67V66H79ZM114 67V66H113ZM113 67H111V68H113ZM167 67V68H168ZM173 67H176V69H182V68H177V66H176V63H175V66H173ZM188 67H189V65H188ZM201 67V66H200ZM206 68H202V69H206V70H208L207 72L205 71V72H203V70H202V72L201 73H204L205 74V79L207 78V75H209L210 73L212 74V70H214V69H217V68H214V69H209V67L208 66H205ZM222 67H224V68H226L227 67V64H226V67H225V65H222ZM254 67V66H253ZM1 68H3V65H2V67ZM10 68H13V69H10ZM59 68H60V66H59ZM63 68H67L66 66L65 67H63ZM69 68H71V67H68L67 69H69ZM73 68V69H74ZM120 68V67H119ZM128 68V67H127ZM132 71L133 70H135L133 67V69L131 68V67H129ZM128 68V69H129ZM139 68V67H138ZM144 68V67H143ZM150 68V67H149ZM159 68H160V66H159ZM159 68H158V70H156L155 69V71H157L158 73H159ZM163 68V67H162ZM162 68H161V70H162ZM170 68H172V67H170ZM170 68L168 69L169 71H172V70H170ZM186 67H184V69H185ZM39 69V68H38ZM41 69H43V68H41ZM49 69H50V67H49ZM50 69V70H51ZM61 69V68H60ZM66 69V70H67ZM77 69V68H76ZM108 69H110V67L108 68ZM114 69V68H113ZM117 69V68H116ZM145 69H147L146 71H147V73L149 72L148 70V67H146ZM145 69H144V71H145ZM151 69V68H150ZM183 69V70H184ZM199 70L201 69V68H198ZM17 70H18V68H17ZM20 70V69H19ZM29 70V69H28ZM53 70H54V68H53ZM69 70H71V69H69ZM115 70V69H114ZM118 70V69H117ZM116 70V71H117ZM138 70V69H137ZM152 70V69H151ZM151 70H150V72H151ZM187 71H189V69H186ZM198 70V71H199ZM16 71V70H15ZM14 71V74L16 73H18V72H15ZM35 71V70H34ZM56 71H57V68H56ZM83 71V70H82ZM86 71V70H85ZM112 71V70H111ZM115 71V73H117ZM121 71V70H120ZM124 71V70H123ZM139 71V70H138ZM168 71V72H169ZM178 71V70H177ZM210 71V72H209ZM216 71V70H215ZM235 71V72H236ZM249 71H251V72H249ZM0 72L1 73H8V72H6L5 70L3 71L2 69L0 70ZM45 72V71H44ZM54 72H55V70H54ZM59 72V71H58ZM61 72V71H60ZM59 72V73H60ZM88 72V71H87ZM95 72V71H94ZM103 72V71H102ZM135 72H137V71H133L132 73H135ZM156 72V73H157ZM160 72H162L164 75L166 74V72H164L163 70L162 71H160ZM173 72V71H172ZM172 72H171V74H172ZM175 72V71H174ZM179 72V71H178ZM180 72H181V70H180ZM179 72V73H180ZM233 72H231V73H233ZM234 72V73H235ZM240 71H239V68H238V73H241ZM260 72V71H259ZM10 73H13V72H11L10 71ZM24 73V72H23ZM28 73V72H27ZM41 73H43V71L41 72ZM50 73H52V72H50ZM64 73H66V72H64ZM68 73H70V72H68ZM68 73H66V74H64L65 76L66 75H68ZM80 73H81V71H80ZM91 73H93V72H91ZM124 73V72H123ZM128 73H130V72H128ZM144 73V72H143ZM142 73V74H143ZM146 73V72H145ZM155 73V74H156ZM176 73V75H177V72H175ZM187 73H189V72H187ZM201 73H200V71H199V74H200V76H198V77H201ZM206 73H207V75H206ZM216 73L219 75V73H218V71H216ZM215 72H213V74L212 75H210V77H208L209 78V80L208 79H206V84L204 83V84H202V86L203 85H207V82L209 83V82H211L210 80H212L213 79V81L215 82H217V83H215L217 86H218V83H219V85L221 84V82H219V79H221L220 77H217ZM230 73V72H229ZM228 73V75H230ZM234 73L233 74H231L230 76H228V77H231L232 75H233V77H235L234 76ZM258 73V75H256V74ZM264 73V72H263ZM25 74V73H24ZM30 74V73H29ZM33 74V73H32ZM35 74H36V76H38L37 75V72H35ZM45 74V73H44ZM46 74H47V72H46ZM45 74V75H46ZM55 75H56V77H57V74L58 73H54ZM62 74H63V72H62ZM73 74H75V73H73ZM103 74V73H102ZM126 74H127V72H126ZM141 74V75H142ZM153 74V73H152ZM168 74H170V72L169 73H167L166 75H168ZM8 74H6V76H7ZM18 76L19 75H22V73L21 74H17ZM31 75V74H30ZM39 75H42L43 76V74H39ZM63 75V76H64ZM76 76H78L77 74H75ZM80 75V74H79ZM83 75V74H82ZM93 75V74H92ZM115 75H117V74H115ZM119 75H123V74H121V73H119ZM125 75V74H124ZM124 75L122 76V77H124ZM133 75V74H132ZM136 75V74H135ZM154 75V74H153ZM152 75V76H153ZM156 75H158V74H156ZM155 75V76H156ZM174 75V74H173ZM173 75H171L172 77H173ZM186 75V74H185ZM188 75V74H187ZM186 75V76H187ZM198 75V74H197ZM235 75H237V72L235 73ZM256 75V76H255ZM264 74H261V76H263ZM0 76H3V75H0ZM24 76V75H23ZM27 76V75H26ZM29 76V75H28ZM62 75H61V77H63ZM64 76V77H65ZM69 76V75H68ZM88 76V75H87ZM91 76V75H90ZM94 76V75H93ZM102 76H104V75H102ZM102 76H100L101 78H102ZM129 76H131V75H129ZM148 76V75H147ZM149 76H150V74H149ZM151 76V77H152ZM159 76V75H158ZM160 76H162V74L160 75ZM171 76H169V77H171ZM189 76H191V75H189ZM211 76H214V78L213 77H211ZM241 76L245 79L246 77L245 76H243L242 74H241ZM260 76V77H261ZM5 76H3V78H4ZM11 77V76H10ZM8 78V82L7 83H9V87H5V89H3L4 87H3V84L4 85H6L7 83H5L4 82V80H7V79H2L1 77H0V158H1V160H0V186L2 187V189L0 188V191L2 190V192H0V264H128V262L130 263V261H134V262H137V263H135V264H139V263H141L142 261L144 262V261H146V263L147 264H153V259H155L157 256V254L158 255H160V253H161V255H160V258H161V256H162V254H165V251H166V248L170 245V244H172V243H174L175 242V238L173 239V237H175L174 236V233H177V232H174L173 234H172V232L170 233L171 234V238L169 237V231H167V229H169L170 227H171V225H170V223L168 222V224L167 225H170V227L168 228L167 227V229H166V231H165V229H164V231L162 230V226H160L159 227V224H158V218H156L157 216H155V217H152V218H150L151 219V221H152V225H150L149 227L147 226V224H146V222H144V221H146L145 220V218L143 217L144 215H146L147 214V216H149L148 215V212H150L149 214L150 215H152V213H151V211H152V209L150 210V211H147V213H145L143 216H142V214L140 213V204H139V199L141 200V201H143L144 203H145V205L146 204H148V203H151V202H153L152 204L154 205L153 207L154 208H156V210L154 209V213H155V211L157 212V209H158V206H156L155 207V199L157 198V195L158 194H161V195H158V196H163L162 198H163V200L164 201H167V202H170V201H172V200H170V199H173V198H171L170 196H171V194H175V191L173 190V188H174V186H172L173 188H172V190H173V192H170V182H172V181H170V174H169V172H170V170H168V171H166L165 170V168L164 169H162L163 168V166H162V168H158V170L160 169H162V170H165L164 172H165V174H162L163 172H160V173H155V170H154V168L153 169H151L152 171L154 170V173H153V175H152V171L150 172L151 173V175H148L149 173H147V175L148 176H150V177H147V175H145L144 174V170L142 171V170H140V171H142L143 172V174H144V176L143 175H138L139 173V169L136 171V169H137V165L140 163V161H138L137 163H135L136 164V166H134V167H136L135 169L134 168H132L131 166V169L130 168H128L129 170H128V172L131 170L132 171V173H131V171H130V173L134 176L135 174H137L138 176H140L139 178H137V177H135L134 179L135 180H133L132 178V176H130L131 177V179H132V181H129L130 182V184H129V186H126L125 185V183H123V185H121L120 183H119V179H118V177H117V175H119V174H117L118 172H121V170L120 171H116L117 173H113L112 172V170L110 171L108 168H103V167H105V166H101L102 164V162L103 163H105L106 162V164H108V160L110 161V159H106L105 158V154H107L108 152L106 151V150H109L110 149V154H111V152L113 151V152H117V151H114L116 148H119L120 146H119V144H121L122 142H123V140H124V138H121V136H117V135H122V137H123V135H124V137H127V135H128V131H126L127 132V134L126 133H122V131L121 130H123L122 129V127L123 126H121L122 124H121V122H118L120 125H116V127H118V129L120 130V126H121V130H120V132H119V134H117V135H114V133H117V128H114L113 130H111V127H110V130L111 131H113V132H111L110 130H108L109 131V133L111 134H109V136H111V138H114V137H112V136H115L116 138H118V137H120L121 139H120V141H119V139L117 140L116 138V140H115V143H114V147H116L115 149H113V150H111L112 149V147L111 148H109L110 146H112V145H108L109 147H108V149H107V146L106 145H103V146H101V147H103V149H104V152H107V153H104L103 152V150H101V152H103L104 153V155H102V154H98L97 152L99 151L100 152V150H98V151H95L96 149V147L95 146H100V145H96L97 143H94V142H96V141H94V142H92L90 139H92V140H94L93 138L94 137H90L89 138V134L91 133V132H93L94 130H96V129H99V130H96V131H102V132H106V130L104 131V129H105V127L106 126H104L105 125V123H106V121L108 120V118H109V121H110V117H108L109 115H108V113H107V111L108 110H110V109H107V111H106V107L108 106L109 107V105H106V107H105V109H103V108H101V109H97V107L96 106H94L96 109H91V110H93V111H91L90 109H88V110H86L87 108L86 107H88V106H85V108L86 109H84V107H80V108H78V107H74V108H76V109H69V108H71V104H73V103H71L72 101L70 100H66V101H69L68 103H70V107H68L67 108V106H62V107H65V108H67V109H60L61 111H58L54 106L55 105H53V103H51L50 104V101L48 102L49 104H43L42 103V106H39L41 103H39V105H38V101L36 100H33V98H32V94L30 93V91L31 90H33V88H31L32 86H34V85H29V86H31V87H28L27 86V84H29L28 82H30V81H26L27 80V77H26V79H24V78H22V79H24V80H22L21 81V78H20V81L21 82H24L25 84H26V86L28 87V88H31L30 89V91L28 90V89H26V91H25V88L24 87H22V88H24V89H22L21 87H20V84H21V82L19 81V83H17L16 81H14V80H12L11 78ZM14 76H12V78H13ZM22 77V76H21ZM41 77V76H40ZM46 76H44V78H45ZM60 77V78H61ZM80 77V76H79ZM83 77H84V75H83ZM116 78V76H113V78ZM132 77V76H131ZM137 77H140V76H137ZM142 77V76H141ZM140 77V78H141ZM143 77H144V75H143ZM142 77V78H143ZM163 77V76H162ZM161 77V78H162ZM166 77V76H165ZM168 77V78H169ZM180 77H181V75H180ZM180 77H178L177 76V78L180 80ZM196 77V76H195ZM228 77H227V79H228ZM17 78V77H16ZM29 78H31V77H29ZM29 78H28V80H29ZM38 78V77H37ZM43 78V77H42ZM50 78H54V76H53V74H52V77L50 76ZM92 77H90V79H91ZM101 78H99L100 80H101ZM117 78H118V76H117ZM117 78H116V80H117ZM135 77H133V79H134ZM139 78V79H140ZM148 78V77H147ZM154 78L155 77H153L152 79L154 80ZM157 78H159V77H157ZM164 78V77H163ZM167 77H166V79H168ZM174 79H176V77L174 76L173 77ZM172 78V79H173ZM183 78V77H182ZM184 78H186V77H184ZM188 78V77H187ZM204 78V77H203ZM219 78V79H218ZM236 78H238V79H240V77H239V75H237V77ZM13 79H15V77L13 78ZM33 79V78H32ZM54 79H56V78H54ZM66 79V80H65ZM64 79V82L65 81H67V77ZM69 79V78H68ZM90 79H88V80H90ZM95 79V78H94ZM104 79V78H103ZM103 79H102V81H103ZM118 79H120L121 80V77L120 78H118ZM139 79H137V80H139ZM149 79V78H148ZM151 79V78H150ZM160 79V78H159ZM197 79V78H196ZM204 79V80H205ZM215 79V80H214ZM231 79V78H230ZM234 79V78H233ZM249 79L247 80H245V84H247L248 83V85H249V82H247V81H249ZM257 79V80H256ZM16 80V79H15ZM18 80V79H17ZM36 81H38L37 79H35ZM47 80V79H46ZM61 79H59V80H57L58 82L60 81ZM82 81H83V79H81ZM80 80V81H81ZM85 80V79H84ZM92 80V79H91ZM107 80V79H106ZM119 80V81H120ZM168 80H170V79H168ZM168 80H167V82H168ZM184 80V79H183ZM186 80H188V79H186ZM189 80H190V78H189ZM201 80H203L202 78H201ZM200 79H199V82L201 81ZM203 80V81H204ZM208 80V81H207ZM241 80H242V78H241ZM262 80H264L263 79V77H262ZM40 81V80H39ZM49 81H51V80H49ZM53 81V80H52ZM62 81H63V79H62ZM61 81V82H62ZM70 81V80H69ZM74 81H77V80H74ZM114 81V83H115V79L114 80H112V82ZM131 81V80H130ZM151 82H153L152 80H150ZM157 82L158 81H160V80H156ZM175 81V80H174ZM178 80L176 79V81H175V83L177 82ZM181 81V80H180ZM198 81V80H197ZM197 81H195L194 80V82H196V84H198L197 83ZM202 81V82H203ZM212 81V82H213ZM250 81V82H251ZM27 82V83H26ZM33 82V81H32ZM44 82V81H43ZM53 82H55V81H53ZM89 82V81H88ZM118 82V81H117ZM139 82V81H138ZM148 82V81H147ZM146 82V86H145V88L147 87V86H149L150 85V83H149V85H148V83ZM155 82V81H154ZM161 83L163 82V80L162 81H160ZM159 82V83H160ZM166 82V81H165ZM164 82V83H165ZM166 82V83H167ZM170 83H172L173 81H169ZM192 82V81H191ZM194 82H192L193 84H194ZM211 82V83H212ZM213 82V83H214ZM24 83H22V84H24ZM31 83V82H30ZM40 83H42V82H40ZM39 83V84H40ZM70 83V82H69ZM84 83V82H83ZM82 83V84H83ZM93 83V82H92ZM96 83H98V86H99V82L97 81ZM102 83H104V81L102 82ZM111 83V82H110ZM113 83V84H114ZM160 83V84H161ZM165 83V84H166ZM178 83H181V82H178ZM186 83V82H185ZM188 83V82H187ZM224 79H223V88L224 89H222L221 90V86H218L217 87V89L219 90H221V92L219 91V92H217V90H216V92L215 91H213V93L215 92L216 94H219V98H215V96H214V94H213V96L211 97V95H212V91H210V90H214V88H212V89H210L209 88V92L211 93V94H207V92H206V89L208 88V87H205L204 88V86H203V88L201 89V87H200V89L201 90H203L202 92H201V96H199L197 93L198 92H196V91H198V89L196 88V89H194L195 90V92H196V97H194V98H196V99H198L196 102H201V101H205V102H208L209 103V105L208 106H210L211 107V105H214V104H216L217 103V101L218 102H223V103H226L227 104V102L226 101H222L221 99V97L223 96L224 97V95H226L225 97H227V99L229 98H231L232 96L234 97V93H233V95L232 96H230L229 94H231V93H229L228 94V92H230L229 90L227 91L226 89H225V85H224ZM260 83H263V81H261ZM21 84V85H22ZM34 84V83H33ZM46 84V83H45ZM48 84H49V82H48ZM47 84V85H48ZM56 84H57V82H56ZM63 84V83H62ZM67 84V83H66ZM72 84H73V82H72ZM91 84V83H90ZM112 84V83H111ZM116 84V83H115ZM135 84V83H134ZM154 84H156V83H154ZM169 84V83H168ZM168 84H166V86L168 85ZM193 84L191 85V86H193ZM37 85H38V83H37ZM58 85H60V84H58ZM95 85H97V84H95ZM100 85H101V83H100ZM104 85V84H103ZM117 85V84H116ZM118 85H121V84H118ZM117 85V86H118ZM127 85V84H126ZM164 84L162 83V86H163ZM174 85V86H173ZM173 85H171V87H173V88H175L176 87V85L173 83ZM180 85V84H179ZM182 85V84H181ZM180 85V86H181ZM199 85V84H198ZM198 85H196L197 87H198ZM212 85H214V84H212ZM250 85H251V83H250ZM263 85H264V83H263ZM6 86H8V85H6ZM23 86H25V85H23ZM49 86H52V85H50L49 84ZM57 86V85H56ZM78 86V85H77ZM85 86L87 87V85L85 84ZM97 86V87H98ZM105 86V85H104ZM107 86V85H106ZM106 86H105V88H106ZM116 86V87H117ZM125 86V85H124ZM151 86H152V84H151ZM166 86H164L165 88L164 89H162L163 90V92H164V90H166V92H169V93H166L167 95H165V96H167V97H164L163 99H167V98H169V97H171V94L173 95V93L174 92H171V91H169L170 89H171V87H170V89H166ZM180 86H179V90H180ZM189 86H190V84H189ZM188 86V87H189ZM195 86V87H196ZM200 86V85H199ZM209 86V85H208ZM215 86V85H214ZM3 87V88H2ZM35 87H36V84H35ZM34 87V88H35ZM46 87V86H45ZM45 87H43L44 89H45ZM54 87V86H53ZM53 87H50V88H53ZM71 87H73V86H71ZM96 87V88H97ZM100 87V86H99ZM115 86H113V88H114ZM120 87V86H119ZM119 87H118V89H119ZM156 87H158V86H156ZM210 87V86H209ZM212 87V86H211ZM40 88V87H39ZM47 88H48V86H47ZM49 88V89H50ZM63 88V87H62ZM85 88V87H84ZM88 89L90 88L91 89V87H87ZM101 88V87H100ZM103 88V87H102ZM107 88H109L108 86H107ZM106 88V89H107ZM112 88V89H113ZM144 88V89H145ZM152 89L153 88V86L152 87H150L149 86V89ZM168 88V87H167ZM172 88V89H173ZM178 88V87H177ZM194 88V87H193ZM36 89H38V88H36ZM36 89H34V90H36ZM56 89V88H55ZM55 89H53V90H55ZM59 89H61V88H59ZM69 89V88H68ZM79 89V88H78ZM89 89V90H90ZM93 89H94V87H93ZM98 89V88H97ZM111 89V90H112ZM117 89V88H116ZM123 89V88H122ZM124 89H125V87H124ZM129 89V88H128ZM143 89V90H144ZM148 88H147V91L149 90ZM159 89V88H158ZM171 89V90H172ZM183 89V88H182ZM228 89V88H227ZM33 90V91H34ZM56 90H58V89H56ZM72 90V89H71ZM70 90V91H71ZM76 90V89H75ZM100 90V89H99ZM104 90V89H103ZM103 90H102V92H103ZM108 91H109V89H107ZM114 90V89H113ZM112 90V91H113ZM127 90V89H126ZM139 90V89H138ZM141 91H142V93H140V94H143V90L142 89H140ZM146 90V89H145ZM153 91H155V88H153L152 89ZM151 90V91H152ZM157 90V89H156ZM178 90V91H179ZM190 90V89H189ZM193 90V91H194ZM223 90H225V91H223ZM46 91V90H45ZM51 91V90H50ZM88 91V90H87ZM116 91V90H115ZM122 90H120V92H121ZM128 92H129V90H127ZM176 91H177V89H176ZM177 91V95H178V93L179 94H181L180 92H178ZM193 91H192V93H193ZM256 91V89L254 88V92ZM258 91V93H252V94H255L257 97H258V94H259V97H260V99L263 97L262 95L264 94V93H260ZM54 92V91H53ZM77 92V91H76ZM85 93H82V95L83 94H86V91H84ZM92 92H93V90L91 91V92H89V93H91L92 94ZM96 92V91H95ZM119 92V91H118ZM117 91H116V94L114 93V91H113V94L114 95H116L117 97H118V102H120V103H122L123 105L124 104H126L127 103V100H126V102L124 101V99L123 98H125L126 97V95H125V97H122V94L124 93V91H122V94L120 93L119 95H121V96H118L117 95V93H118ZM126 92V91H125ZM131 92V91H130ZM132 92H135L134 90L132 91ZM131 92V93H132ZM148 92H150V91H148ZM148 92H145V93H147V94H149ZM157 92V91H156ZM159 92V91H158ZM194 92V93H195ZM242 92V91H241ZM244 92V91H243ZM261 92H264L263 90L261 91ZM41 93H43V92H41ZM46 93H48V91L46 92ZM54 93H56V92H54ZM53 93V94H54ZM80 92H78L77 94H79ZM100 93V95H98L97 96V98H96V95L94 96V98H96V99H98V97H99V99H100V97H103L102 95H104V94H102L101 92H99L98 91V93L97 94H99ZM103 93H105L106 94V91L104 90V92ZM108 93L109 92H107V95H108ZM138 92H135V94H137ZM144 93V95L142 96V95H139L138 94V96H142L145 100H149V98H151L152 100H153V102H154V105H156L157 103H158V107L160 108L159 109V112L161 111H163L164 110V107L166 106H162V109L163 110H161V105L159 104V102H163V100L162 101H157V103H155L156 101L154 100V98H152V97H149L148 98V96H150V95H153L152 93H150V95H148L147 96V98L148 99H146L145 97V94ZM171 93V94H170ZM176 93V92H175ZM174 93V94H175ZM186 93V92H185ZM250 93V92H249ZM70 94V93H69ZM69 94H67V95H69ZM73 94V96H74V93H72ZM94 94V93H93ZM96 94V93H95ZM110 94V93H109ZM129 94V93H128ZM135 94H133V96L135 95ZM208 95V97H209V95H210V98L211 99H213V97L215 98V99H217L215 102L216 103H214V101L213 100H215V99H213V100H210V102L211 101H213L212 103L213 104H211L210 102H209V98L208 97H206L207 95ZM215 94V95H216ZM248 94V93H247ZM251 94V95H252ZM35 95V94H34ZM37 95V94H36ZM52 95V94H51ZM66 95V96H67ZM71 95V94H70ZM82 95H81V97H82ZM131 94H129V96H130ZM170 95V96H169ZM187 95V94H186ZM194 95V94H193ZM192 95V96H193ZM244 95H245V93H244ZM243 95V96H244ZM55 96V95H54ZM54 96H52V97H54ZM79 96H80V94H79ZM79 96H75V98H76V102H78L77 101V97H79ZM84 97H85V95H83ZM86 96L88 97V95L86 94ZM105 96V95H104ZM113 96V95H112ZM112 96L110 97L111 99H112ZM123 96H124V94H123ZM145 96V97H144ZM175 96L176 95H174L173 97L175 98ZM185 96V95H184ZM184 96H183V98H184ZM192 96H191V98H192ZM199 96V97H198ZM217 96V95H216ZM229 96V97H228ZM254 96V95H253ZM51 97V96H50ZM50 97H49V99H50ZM64 97V96H63ZM72 97V96H71ZM83 97V98H84ZM90 97V96H89ZM93 97V96H92ZM91 97V98H92ZM108 97V96H107ZM106 97V98H107ZM114 97V96H113ZM131 97V96H130ZM135 97V96H134ZM178 97V99H182V98H180V95L179 96H176V98ZM186 97V96H185ZM218 97V96H217ZM224 97V98H225ZM245 97V98H244ZM244 97H242V98H244V99H248L249 97H248V95L247 96H244ZM36 98V97H35ZM59 98V97H58ZM65 98V97H64ZM93 98V99H94ZM116 98V97H115ZM114 98V99H115ZM128 98V97H127ZM132 98V97H131ZM143 98H141L140 97V101H143L142 99ZM162 98V97H161ZM175 98V99H176ZM250 98H252V96L250 97ZM249 98V99H250ZM253 98H255V96L253 97ZM252 98V99H253ZM54 99V98H53ZM79 100H80V98H78ZM87 99V98H86ZM103 99H104V102H106L105 101V98L103 97ZM117 99V98H116ZM166 99L164 100V104H166L165 102H167L166 101ZM170 99V98H169ZM174 100V99H172L171 98V100H174V109H176V112H177V114H175L176 116H175V118H174V116H173V118H169L168 117V115H166V117H162L163 119L162 120H159L158 119V116H160V115H163L164 116V112H162V114H161V112H160V114L158 113V112H156L157 113V115H156V113L153 111L152 113H150L152 110L151 109H153V110H155L154 108H152V100H150L151 101V109L150 110H148V107H149V105H150V102H146L147 104L149 103V105H146V107H147V109H146V111L145 112H147V110H148V112L149 113H146V114H143V112L141 111V110H145L144 109V107L142 106V108L143 109H141L140 110V105L142 104V103H140V105H139V97H138V105L140 106L139 107V109H138V111L140 110L141 112H137V115H138V113L141 115V116H139V118H138V116H136V114H135V116H131V113H130V116H131V118L132 117H135V118H137L138 120H136V119H134L133 118V120H136L137 121V124H138V121H139V138L141 137V136H143V137H146L147 135L149 136V138H150V136L151 135H153L154 136V134L156 135V133L158 132L159 134H160V136L161 137H163V138H165V139H162V140H164V141H167V138L166 137H164L163 135L165 134V136L166 135H168V133H170L169 131H172L173 129H174V127L172 128L171 127V125H173L172 124V122H174V120H175V122H176V124L177 125H179V127H177L178 128V130L176 131V132H178V133H176L177 135H178V137L180 136V135H183V134H186V132H188L186 129L188 128L186 125V128L183 126V125H181V124H188V122H186L185 123V119L183 120V117H181L180 115H179V112H183L182 114H187L188 116H189V114H190V117L189 118H191V114L193 115L192 116V119L191 120H194V122H193V124L195 125L196 124V121L198 122L200 119L202 120H200V125L202 126V127H199V123H198V126L196 125L195 127H193L192 125H191V123H190V125L193 127L192 129H194V131L196 132V135H198V138H199V140L201 139H205V140H208L207 142H205V140H202V141H204L206 144L207 143H209V147H211L212 146V144H214L215 146H213L214 148L216 147V142H217V145H218V143H220V142H218V141H216L215 140V138L214 137H211V136H207L206 138H210V140L211 139H213V140H215V142L212 140L211 141V144H210V142H209V139H206L205 137H204V134H206L207 132L206 131H208V133H209V131H210V133H212V135H216L217 137H218V135L220 136V135H223V134H221V133H224V132H227L228 130H227V126L229 127L230 125L228 124V125H226L225 124V122L228 120V116H233L234 117V111L235 110H237V111H239V112H241V114H243V115H241L240 113H239V115H241V116H243V117H240L239 119H243V121H242V119H241V121H240V123L242 122V124H240L241 125V127H239V128H241L242 129V131H240L241 129H237L240 133H239V136L240 135H242V137L244 138V140L247 142L248 141V143H242V144H244L245 146H243V148H241V149H239L241 152H243V150H244V147H246V151L244 150V152H246V156L248 155H252V156H247L249 159L250 158H254V157H256L255 155H257V153L260 151V153H258L259 155L260 154H263L264 155V142H262L261 140L262 139H264V137H263V135H261L262 136V138L260 137V136H256V135H252L254 132V134H260L259 132H261L262 133V131H259L258 130V127H260V126H262L261 125V123H262V121L260 122V121H257V120H259V118H260V120H261V118H262V116L264 117V113L262 114V112H263V106H264V104H262V105H260L259 107H260V109L258 108V102L260 101V102H262V100H264V98H262L261 100L259 99V98H255L256 99V107L258 108V109H255V106H253V102H254V99H253V101H250L249 99V101H250V103L252 104V106H253V108H252V106H251V108H249V105H250V103H248L249 105H248V108L249 109H253V110H255V114H256V112H258L259 113V111L261 110L262 112H260V114L262 115H260V117H259V115L258 114H256L259 118H256L257 120H255V121H253V119L251 120L250 119V117H252V118H254V111L253 112H251L252 113V116L251 115H249V114H251L250 113V111L251 110H249V109H247L248 111H249V113H248V111L246 110L245 112H247L248 113V115L249 116H247V114L246 115H244V113L241 111V109L242 108H244V107H242L241 105H240V107H242L241 109L238 107V108H235L236 106H239V105H234L233 104V98H231V100L230 101H228L229 103L230 102H232V104L234 105V107H233V105L231 106L232 107V109L234 110L233 111V114L231 113V115H228V114H230L229 113V110H228V112H226V110H227V107H229L231 104H228L229 106H225L224 105V107H226V108H224L223 107V105H222V109L224 108V110H225V113L224 114H226L227 113V116H225L226 117V120H225V117L223 116L222 117V113L220 114L219 113V111H220V108H219V111H216L215 109H213L214 107L212 106V110H214L213 111V113L215 112L216 113V115L214 116V115H207V114H209V113H211V112H204L203 111V113H204V116H202L201 114H196L197 113V111L195 110V108L196 107H194V106H196V104H198V103H194V104H191V103H189L188 101H187V97L185 98V99H182V100ZM190 99V98H189ZM226 99V98H225ZM226 99V100H227ZM228 99V100H229ZM244 99H242V102L244 101ZM246 99V100H247ZM251 99V100H252ZM259 101H258V100ZM52 100V99H51ZM64 100V99H63ZM85 100V98L83 99V101ZM89 100V99H88ZM108 100H110L109 98H108ZM130 100V99H129ZM134 100H137L136 98H134ZM168 100V99H167ZM191 100V99H190ZM247 100V101H248ZM47 101H48V99H47ZM46 101V102H47ZM65 101V102H66ZM93 101H95V99L93 100ZM97 102H99L100 100H96ZM114 101H116V100H114ZM131 101H132V99H131ZM170 101V100H169ZM193 101V100H192ZM258 101V102H257ZM51 102H53V100L51 101ZM61 102V101H60ZM80 102H82V101H79V103L78 104H80ZM91 102V101H90ZM90 102H89V104H90ZM102 102H103V100H102ZM101 101L99 102V103H102ZM108 102H110L111 103V100L110 101H108ZM117 102V103H118ZM134 103L132 104V105H134L135 104V102L136 101H133ZM136 102V103H137ZM145 102V101H144ZM245 102V101H244ZM255 102H254V105H255ZM59 103V102H58ZM67 103V102H66ZM116 103V102H115ZM116 103V104H117ZM171 103H172V101H171ZM193 103V102H192ZM201 103H204V102H201ZM247 103L245 102L244 104H243V106L244 105H247ZM263 103V102H262ZM61 104V103H60ZM62 104H64V103H62ZM61 104V105H62ZM83 104V103H82ZM84 104H87L86 103V101H85V103ZM83 104V105H84ZM93 104L94 103H92V106H93ZM98 104V103H97ZM102 104H104V103H102ZM107 104V103H106ZM119 104V103H118ZM143 104H145V103H143ZM169 103H167V106H170V104L168 105ZM205 104H207V103H205ZM211 104V105H210ZM221 104V103H220ZM219 104V105H220ZM240 104H241V102H240ZM44 105V106H43ZM82 105V106H83ZM88 105V104H87ZM94 105H96V104H94ZM105 105V104H104ZM111 105V104H110ZM112 105H114L115 106V104H112ZM128 105H130L129 103H128ZM138 105H137V107H136V109L138 108ZM173 105L172 106H170V108H173ZM199 105V104H198ZM91 106V107H92ZM103 106V105H102ZM101 106V104H100V107H102ZM118 106V105H117ZM119 106H120V104H119ZM126 106V105H125ZM200 106H201V104H200ZM199 106V107H200ZM207 106V105H206ZM206 106H204V104H202V107H206ZM207 106V107H208ZM221 106V105H220ZM154 107H156V106H154ZM194 107V109H191V108H193ZM198 107V108H199ZM202 107H201V109H202ZM210 107H208V108H210ZM247 107V106H246ZM123 108V107H122ZM126 108V107H125ZM168 108V107H167ZM216 108V107H215ZM84 109V110H83ZM112 109H115V108H112ZM130 109V108H129ZM131 109H132V107H131ZM169 109V108H168ZM206 110V108H203V110ZM217 109V108H216ZM228 109H230V108H228ZM240 109V110H239ZM246 109V108H245ZM244 109V110H245ZM83 110V111H82ZM120 110V109H119ZM126 110V109H125ZM134 110H135V107H134ZM170 110H172V109H170ZM170 110H168L169 112H170ZM198 110V112H200L199 111V109H197ZM209 110H211V109H209ZM223 110V111H224ZM243 110V109H242ZM243 110V111H244ZM259 110V111H258ZM85 111V112H84ZM122 111H123V109H122ZM132 111V110H131ZM137 111V110H136ZM158 111V110H157ZM165 111V110H164ZM175 111V110H174ZM174 111L172 112V113H174ZM196 111V112H195ZM206 111H208V109L206 110ZM222 111V110H221ZM235 112L236 114L238 113V112ZM59 114L60 115V118H59V116H58V120L59 121H56V120H54V121H51V119H46V116L47 117H50V116H53V115H51V113H54V114ZM110 112V111H109ZM128 112V111H127ZM165 112H167V111H165ZM175 112V113H176ZM218 112V113H217ZM232 112V111H231ZM18 113H20L19 115H21V113L24 115V120L23 119H21L20 120V123H19V121H18V123L17 122H15L16 120V118L15 117H17V114ZM39 113H44L45 114V119L48 121L47 123L51 126V128H53V129H51V131L52 130H54V133H53V131H52V134H54V135H52L51 134V132L49 131V133H48V128H46L47 126H48V124L46 123V124H44V122H43V120H40V119H42V118H40L39 119V121H37V117L39 118V116H37ZM112 113V110H111V112L109 113V114H111ZM134 113H136L135 111H134ZM201 113H202V110H201ZM214 113V114H215ZM67 114H69V115H73V119H74V121L76 120L77 122H78V119L77 118H79V120H82L81 118H84L82 121H86L85 122V124L87 123V121L89 122L90 121V124L89 125H91L92 126V121H95V126H94V128L96 127V125H97V128H95L94 130H92L91 131V129H92V127H89L90 128V133H88V137L87 138H89V140L92 142H88V143H90V146H92V147H90V148H88V146H87V149L89 150V149H91V148H94L93 150H89L90 151V153H91V151L92 152H94L95 151V153H92L93 154V156L95 155V154H98V155H95V156H99V157H97V158H95V157H93L92 155H90V153H86L85 152V149H84V146H81V145H83L82 144V140H84V139H86V137H85V135H84V137L80 134L81 132H79L78 134H80V136L81 137H83V138H81L82 140H77L75 143H79V141H81V144L79 145L78 143L77 144H74V145H72V143H74L73 141H72V143H71V140H75V139H72V138H74L75 137V135H76V137L79 139V135L77 136V132L80 130V128H81V126L83 125V124H81V126H79L78 124H80V123H82V121L79 123L78 122V124H77V122L75 121V124H77V125H74V123H73V125H74V129H76L74 132H76L78 129H77V127L75 128V126H79L78 128H79V130L76 132V133H73V132H71L72 131V129H71V127H73L72 125H71V127H70V125H69V119L67 118ZM127 114V113H126ZM143 114V115H142ZM181 114V113H180ZM185 114V115H186ZM207 116H206V115ZM18 115V116H19ZM171 115V114H170ZM173 115V114H172ZM197 115H201V116H197ZM254 115V116H253ZM125 116V115H124ZM231 116V117H232ZM236 117L238 116V114L237 115H235ZM20 117V116H19ZM21 117H22V115H21ZM20 117V118H21ZM81 117V118H80ZM114 116H111V118L114 120V119H116V118H113ZM119 117V116H118ZM127 117V116H126ZM125 117V118H126ZM171 117V116H170ZM198 117H200V119L199 120H197L198 119ZM231 117H229V121L230 122H233V121H235V122H233V124L234 125H237L238 126V124H236V121H237V119H233V118H231ZM239 117V116H238ZM19 118V119H20ZM33 118H36V121H34V122H38V123H35V124H38V126H34V124H33ZM51 118V117H50ZM72 118V117H71ZM124 118V117H123ZM159 118H161V116L159 117ZM224 118V120H225V122H224V124L225 125H222L223 124V119ZM18 119V118H17ZM18 119V120H19ZM73 119H70V120H73ZM111 119V120H112ZM119 119V118H118ZM204 119V120H203ZM231 119H233V121H231ZM238 119V120H239ZM255 119V118H254ZM262 119H264V118H262ZM35 120V119H34ZM120 120H121V118H120ZM119 120V121H120ZM133 120L131 121V120H129V122L128 121H126V119H123V121L122 122H124L125 124H126V122L128 123V125L126 126V127H128L129 126V124H131V122L132 123H134L135 124V122H133ZM196 120V121H195ZM42 121V122H41ZM73 121V122H74ZM109 121H108V123H109ZM116 121V120H115ZM114 121V122H115ZM118 121V120H117ZM117 121H116V123H117ZM161 121V122H160ZM171 121V122H170ZM188 121H190V120H188ZM204 121V122H203ZM252 121L253 122H255V125H256V127H255V125H254V123H253V125H251L252 124ZM112 122V121H111ZM110 122V124H111V126H112V123ZM170 122V129L171 130H168V128H167V130H166V128H165V132H164V124L165 123H169ZM228 122V121H227ZM257 122H259V123H257ZM70 124H72V123H70ZM104 124V125H103ZM137 124H135V125H137ZM213 125V129H212V125ZM263 125H264V121H263V123H262ZM88 125V126H89ZM190 125H189V127H190ZM216 125H218L217 127H219V129H222L221 128V126H225L223 129H224V131L223 132H221V130H219L218 128H216ZM233 125V126H234ZM239 125V126H240ZM257 125H258V127H257ZM84 126V125H83ZM82 126V127H83ZM88 126H86L85 125V131H88L87 129H86V127H88ZM182 126V127H181ZM237 126H235L236 128H237ZM251 126H253V127H255V128H253L252 127V129H251ZM49 127V126H48ZM100 127V128H99ZM113 127H115V126H113ZM131 129L133 128L132 126H129ZM199 127V128H198ZM235 127H229L230 129H234ZM35 128H37V130L35 129ZM50 128V127H49ZM104 128V129H103ZM108 129H109V126L107 127ZM135 128V127H134ZM133 128V129H134ZM236 128L234 129V131H230V133L229 132H227L225 135H223V136H225L224 138V142L227 144H223L224 145V147H226L227 146V148L229 149L230 148V145L231 144H234L235 143V141H234V139H233V143H232V139H230V137L229 136H231V132H233V134L232 135H234V133H236ZM257 128V129H256ZM262 129L261 130H264V128L263 127H261ZM161 129H162V131H161ZM254 129V130H253ZM71 130V131H70ZM81 130H83V128L81 129ZM80 130V131H81ZM190 130V132H191V129H189ZM225 130H227V131H225ZM236 130V131H235ZM251 130H252V132H251ZM255 130H257V131H255ZM85 131H83L82 133L83 134H85L86 132ZM95 131V132H96ZM115 131V132H114ZM124 132H125V130H123ZM129 131H131L130 129H129ZM135 132H136V130H134ZM174 131V130H173ZM193 131V132H194ZM85 132V133H84ZM132 133H133V131H131ZM135 132L133 133V135H136L135 134ZM160 132H164V134L163 133H160ZM193 132H191V134H194ZM242 132H243V134H244V136H243V134H242ZM60 133H62L61 134V136H64L63 134L65 133V134H69V133H73L72 135H74V136H71L70 134V136L72 137H68V136H66L65 137V140H66V138L68 137V139L66 140L67 142L69 141V138H71L70 139V143L71 144H68V143H64V142H66L65 140H64V142L62 143V141H63V139H64V137H61L60 136ZM94 133V132H93ZM93 133L91 134L92 136H93ZM97 133H99V132H97ZM122 133V134H121ZM157 133V134H158ZM174 133V132H173ZM173 133L172 134H170V136H175V135H173ZM209 133V134H210ZM238 133V132H237ZM237 133H236V135H237ZM51 134V135H50ZM102 134V136L104 135V133H101ZM100 133H99V135H101ZM106 134V133H105ZM113 134V135H112ZM131 134V133H130ZM137 134V135H138ZM144 134V135H143ZM162 134V135H161ZM175 134V133H174ZM188 134H190L189 132H188ZM209 134H206V135H209ZM245 134H246V136H245ZM257 134V135H258ZM90 135V136H91ZM95 135V139H97V142L99 141V140H101L102 139V136H98V138H96L97 137V135L96 134H94ZM107 135H108V133H107ZM106 135V136H107ZM196 135L194 134L193 135V137L195 136V138H197L196 137ZM211 135V134H210ZM233 136V137H237V136ZM252 136V139L254 138V136H255V138H257L253 143H254V145H258L257 143L259 142V144L262 142V147L263 148H260L259 146H257L256 147V149L258 148V149H261V150H259L258 151V149H257V151H256V154H255V150L256 149H254L253 148V150H248V148H250V147H248L247 148V146H250L251 144H253V143H251V140L252 139H250L251 138V136ZM52 136V137H51ZM63 138L62 140L61 139H58V138ZM106 136H103V137H105L106 138ZM152 136V137H153ZM157 136H159V135H156V137L155 138H158ZM160 136H159V138H160ZM185 136V135H184ZM186 136H188V135H186ZM238 136V137H239ZM101 139H100V138ZM134 138H135V136H133ZM143 137H141L142 138V140L143 139H145V141H147V139L146 138H143ZM151 137V138H152ZM172 137H170V138H168V140L169 139H171ZM190 137H192V136H190ZM216 137V138H217ZM241 137V136H240ZM239 137V138H240ZM240 138L241 140H243V138ZM258 137H260L261 138V140H258L259 138ZM51 138L53 139H55L56 141H57V145L59 146V145H61V146H63V147H65V148H61L60 149V147H58L56 144H55V141H52L51 140ZM105 138H103L104 140H108L107 138L105 139ZM111 138H109V141L110 140H112ZM128 138V137H127ZM154 138V139H155ZM177 138V137H176ZM175 138V139H176ZM185 138V137H184ZM188 138H189V136H188ZM188 138H187V140H188ZM195 138H191V139H189V140H192V139H195ZM197 138V139H198ZM221 138H222V136H220V138H217V140L218 139H220L221 140ZM228 138L230 139V141H231V143L230 144H228L227 142H228ZM99 139V140H98ZM103 139H102V142H103ZM129 139H131V140H134V142L136 141L135 139H132V138H129ZM137 139V138H136ZM174 139V138H173ZM173 139H171V140H173ZM223 139V138H222ZM238 140L239 141V143L240 142H242L241 140ZM248 139V140H247ZM60 142H59V141ZM88 140V139H87ZM125 140H126V138H125ZM124 140V141H125ZM137 140H139V139H137ZM141 140V139H140ZM171 140H169V141H171ZM176 140H183V136H181V139H176ZM185 140H186V138H185ZM184 140V141H185ZM219 140V141H220ZM243 140V141H244ZM49 141V142H48ZM52 141V143H54L57 147H52L51 146V148H50V146H48L50 149H53L51 152H49V154H48V152H46L48 149H47V147L45 146L46 145V143L48 142L49 143V145H51V142ZM109 141H107V142H109ZM130 141V140H129ZM128 141V142H129ZM153 141V140H152ZM156 141V140H155ZM160 142H161V140H159ZM183 141V142H184ZM195 140H193V143H192V147H193V144L194 145H196L195 143L196 142H198V141H195ZM264 141V140H263ZM60 144H59V143ZM83 142H86V140H84ZM100 142L101 141H99V144H100ZM101 142V143H102ZM105 142V141H104ZM127 142V140L124 142L125 144H127L128 143ZM131 142H133V141H131ZM130 142V143H131ZM133 142V143H134ZM149 142H151V140L149 141ZM149 142H148V144H149ZM172 142V141H171ZM170 142V143H171ZM182 142V141H181ZM186 142V141H185ZM214 142V143H213ZM237 142V141H236ZM255 142H257V143H255ZM94 143V144H93ZM111 143V142H110ZM130 143H128V144H130ZM133 143H132V145H133ZM136 143V142H135ZM138 143V142H137ZM153 143H155V142H153ZM152 143V144H153ZM157 143V145H158V143L159 142H156ZM155 143V144H156ZM165 142H163V143H161V148L162 149H167L166 148V143L164 144ZM177 143H178V141H177ZM177 143H174L173 142V145H175V144H177ZM200 143V142H199ZM239 143L237 144V145H239ZM53 144V145H54ZM64 144V145H63ZM66 144H68L69 145V147H70V145H71V153L69 152V150H66L67 148L69 149V147H67L68 145H66ZM141 144H143V143H141ZM140 144V145H141ZM151 144V145H152ZM182 144H184V143H181L180 145H182ZM187 144H188V141H187ZM205 144V145H206ZM242 144H240V147H241V145ZM248 144V145H247ZM44 147H46V151H45V149H41L43 146ZM66 145V146H65ZM86 145V144H85ZM102 145V144H101ZM131 145V144H130ZM150 145V144H149ZM170 145H172V144H170ZM170 145H167V146H169V147H172V146H170ZM186 145V144H185ZM184 145V146H185ZM189 145V144H188ZM204 144H203V146H202V144H201V146L200 147H202V149L201 150H206L205 148L203 149V147L205 146ZM211 145V146H210ZM223 145H221V146H223ZM235 145V144H234ZM233 145V146H234ZM123 144H122V148H123ZM137 146V145H136ZM135 146V147H136ZM142 146V145H141ZM144 146H146V143L144 144ZM156 146V145H155ZM197 146L198 145H196L195 146V148H197ZM218 146H220V145H218ZM217 146V148H216V150H213V151H217V149H224V148H222V147H218ZM252 146V145H251ZM67 147V148H66ZM125 147H126V145H125ZM128 148H131V146H127ZM150 147V146H149ZM158 147V146H157ZM177 147H180L179 145L177 146ZM186 147V146H185ZM188 147V146H187ZM186 147V148H187ZM255 147V146H254ZM128 148H126V149H128ZM144 148H146V147H144ZM143 148V149H144ZM147 148H148V146H147ZM150 148H153V147H150ZM149 148V149H150ZM155 148V147H154ZM194 148V147H193ZM194 148V149H195ZM206 148H208V146H206ZM212 148V147H211ZM238 148H239V146H237L236 147V149H237V151L236 152H238L239 153V150H238ZM252 148V147H251ZM99 149V148H98ZM100 149H102V148H100ZM136 148H132V150L131 149H129V150H131V151H133V150H135ZM138 149V148H137ZM156 149V148H155ZM159 149V148H158ZM161 149V150H162ZM182 149V148H181ZM185 149V148H184ZM184 149H182V151H184ZM188 149V148H187ZM213 149V148H212ZM226 149V148H225ZM222 150V151H227V149L226 150ZM235 149V147H234V150H236ZM45 151V153L46 154H44V151ZM129 150H128V152H129ZM154 150V149H153ZM152 150V151H153ZM160 150V151H161ZM174 150V149H173ZM176 151H177V149H175ZM199 150V149H198ZM197 150V151H198ZM211 150V149H210ZM230 150V149H229ZM228 150V151H229ZM232 148H231V151H234ZM87 151V150H86ZM119 155L121 156V151H122V149L120 150L119 149ZM124 151H126L125 149H124ZM138 151V150H137ZM152 151L150 152V154L152 153ZM159 151V152H160ZM165 151H167V153H169L168 152V150H165ZM175 151V152H176ZM194 151V150H193ZM200 151V150H199ZM203 151V156H204V152ZM227 151V152H228ZM231 151H229L228 152V155L231 153ZM250 151L252 152L253 151V153H251L250 154ZM72 152H73V154H72ZM140 152H142V151H139L138 153H140ZM144 152V151H143ZM157 152V150L154 152V153H156ZM170 154H172V157L173 156H176V154L175 155H173L174 153H172V152H174V151H171L170 150ZM178 153H179V151H177ZM195 152V151H194ZM201 152V151H200ZM199 152V153H200ZM211 152L212 151H210V153L208 152V154H207V157H208V155H210L211 154ZM235 152V151H234ZM243 152V153H244ZM249 152V154H247ZM126 153V152H125ZM130 153V152H129ZM153 153V154H154ZM166 153V152H165ZM166 153V154H167ZM202 153V152H201ZM223 153V152H222ZM110 154H108V155H110ZM133 154V152L131 153V155ZM134 154H135V152H134ZM146 154H149V152L147 153L146 152ZM149 154V155H150ZM180 154H182V153H180ZM184 154V153H183ZM205 154V155H206ZM212 154H214L213 152H212ZM216 154V153H215ZM219 154H220V152H219ZM219 154H217V156L219 155ZM253 154H255V155H253ZM114 155V154H113ZM136 156H137V154H135ZM161 155H162V153H161ZM202 155V154H201ZM234 154H232L231 153V156H233ZM110 156H112V154L110 155ZM115 156V155H114ZM130 156V155H129ZM146 157H147V155H145ZM151 156V155H150ZM164 156V155H163ZM162 156V157H163ZM169 156V155H168ZM179 155H177V157H178ZM223 156V155H222ZM243 156V157H242ZM131 157V156H130ZM130 157H129V159H130ZM132 157H134L135 158V156H132ZM132 157H131V159H132ZM139 157H142L141 156V154H140V156ZM144 157V156H143ZM152 157H153V155H152ZM155 157H158V154H157V156H155ZM165 157H167V156H165ZM164 157V158H165ZM171 157V156H170ZM200 157H202V156H200ZM206 157V158H207ZM213 157H216L215 155H213L212 156V158H211V156L209 157V158H211L212 160H215V158L213 159ZM221 157V156H220ZM220 157H216V158H218V160H221L220 159ZM235 157V156H234ZM241 157L243 158L242 159V161H244L245 162V160H246V158H245V160H244V155L241 153ZM94 158V159H93ZM138 158V157H137ZM149 158H151V157H149ZM159 158V157H158ZM157 158V159H158ZM175 158V157H174ZM174 158H170L171 160H175ZM226 159H227V156L225 157ZM248 158H247V162H248ZM259 158H261L260 160H262V156L261 157H259ZM116 159V158H115ZM119 159H121L120 157H117V160H119ZM126 159V158H125ZM140 159V158H139ZM139 159H137V160H139ZM145 159V158H144ZM147 159V158H146ZM162 159V158H161ZM170 159H168L169 161H171ZM210 159V160H211ZM240 160H241V158H239ZM256 159V160H255ZM112 160V159H111ZM117 160H115L116 161V163H117ZM134 161H135V159H133ZM143 160V159H142ZM151 160H153V158H151ZM181 160V159H180ZM204 160V159H203ZM207 160V159H206ZM205 160V161H206ZM225 160V159H224ZM229 160H230V157H229ZM232 160L234 161V159H233V157H232ZM232 160H230V161H232ZM235 160H237V158L235 159ZM254 160H255V162L254 163H256L257 162V157L256 158H254ZM264 160V159H263ZM113 161H114V159H113ZM149 161V160H148ZM154 161H155V163H156V158L154 159ZM177 161V158H176V160H175V162ZM209 161V160H208ZM207 161V162H208ZM223 161V160H222ZM222 161H218V162H216V160H215V162H216V164L217 163H222ZM250 161H252V159L250 160ZM259 161V160H258ZM119 162H120V160H119ZM129 162H130V160L128 161V164H129ZM159 162V161H158ZM163 163H161V162H159L158 163V165L159 164H164L165 166L167 165V161L165 160V161H162ZM175 162H172V163H174V165L175 166H177V163L179 162H176V164H175ZM184 162V161H183ZM228 162V159H227V161H226V163ZM236 162V161H235ZM238 162H239V160H238ZM262 163H263V161H261ZM109 163H111V161L109 162ZM127 163V162H126ZM143 163V162H142ZM141 163V164H142ZM150 163V162H149ZM153 163V161L151 162V164ZM172 163H170V164H172ZM206 163V162H205ZM210 163V162H209ZM221 163H220V165L218 164V165H214V168L217 170V169H219L220 167H218V166H221ZM231 164H233L232 162H230ZM249 163V162H248ZM259 164H260V167H261V163H260V161L258 162ZM258 163H256V165H254V166H256V169L255 170H253V172L254 173H256V171H257V165H258ZM112 164V165H111ZM111 164H109V166L111 165L112 167H113V164H115L114 162H112ZM118 164H120V163H118ZM130 164H131V162H130ZM129 164V165H130ZM133 164H134V162H133ZM144 164H145V162H144ZM146 164H147V161H146ZM145 164V165H146ZM151 164H147V167L149 166V165H151ZM179 164H181V163H179ZM207 164V163H206ZM212 166H213V164H215L213 161H212ZM224 164V163H223ZM222 164V166L223 167H221V168H223V170L220 168V170H222V171H224L225 169V167L227 168V165L229 164V162H228V164L227 165H223ZM237 164H240V162L239 163H236L235 165L236 166H238L239 168H240V166L242 165H237ZM247 164V163H246ZM251 164H252V162H251ZM250 163H249V165H250V167L251 166H253V164L251 165ZM60 165L61 166H63L64 167V171L62 170V168L60 167ZM144 165V166H145ZM157 165V164H156ZM173 165V164H172ZM172 165H169V166H172ZM210 165V164H209ZM108 166V165H107ZM108 166V167H109ZM116 166V165H115ZM128 166V165H127ZM143 166V165H142ZM180 166V165H179ZM182 166V165H181ZM229 166H231V165H228V168H229ZM236 166H233L232 168H230L229 170H232V169H234L235 170V167ZM244 166H246V165H244ZM243 166V169H245L246 167H244ZM146 167V166H145ZM157 167V166H156ZM168 167V166H167ZM174 167V166H173ZM207 167V166H206ZM209 167V166H208ZM207 167V168H208ZM242 167V166H241ZM249 167V169L247 168V171L248 172H250V171H252V168H250ZM59 168H61V170L63 171V172H61V170L59 169ZM111 168V167H110ZM114 169H115V167H113ZM139 168V167H138ZM141 168V167H140ZM149 168V167H148ZM171 168V167H170ZM178 169L180 168V167H177ZM177 168L174 170L175 172H177L178 170H177ZM183 168V167H182ZM182 168H181V170H182ZM214 168H210L211 170H213ZM239 168H237V169H239ZM264 168V163L262 164V170L259 168L258 169V172H259V170H260V172L262 173H259L260 174V176L261 175H263V169ZM112 169V168H111ZM116 169H119V167H118V165H117V168ZM115 169V170H116ZM150 169V168H149ZM166 169H169V168H166ZM59 170V171H58ZM148 170V169H147ZM147 170L145 171V172H147ZM181 170H179V172L181 171ZM209 170V169H208ZM216 170H214V171H212V172H214L215 173V171ZM241 170H242V168H241ZM240 170V171H241ZM157 171V170H156ZM217 171H219V170H217ZM216 171V172H217ZM221 171V172H222ZM233 171V170H232ZM231 171V172H232ZM236 171V170H235ZM247 171H241V172H243V176H245V174L247 175L248 173H247ZM61 172V173H60ZM127 172V173H128ZM141 172V173H142ZM175 172H174V174H175ZM211 172V171H210ZM211 172V173H212ZM220 172V171H219ZM218 172V173H219ZM238 172V171H237ZM241 172H239V173H241ZM257 172V173H258ZM130 173H128V175L130 174ZM210 173V174H211ZM224 173V172H223ZM229 174H230V172H228ZM238 173V174H239ZM124 174V173H123ZM123 174H120V175H123ZM171 174H172V172H171ZM177 174H179L178 172L175 174V175H177ZM182 174V173H181ZM236 174V173H235ZM249 174H251V173H249ZM258 174V175H259ZM59 175V176H58ZM127 175V174H126ZM173 175V174H172ZM174 175V176H175ZM180 175V174H179ZM213 175V174H212ZM221 175V174H220ZM173 176V177H174ZM215 176H216V174H215ZM236 176H237V174H236ZM250 176V175H249ZM249 176H247V179L249 178ZM255 176L256 177H254L253 179H255V178H257V175L255 174ZM259 176V177H260ZM264 176V175H263ZM120 177V176H119ZM123 177V176H122ZM122 177H120V178H122ZM124 177H127V178H129L128 176H124ZM176 177H178V176H175L174 178H172V176H171V178L172 179H174V181L172 182V183H174L175 182V180H180L181 179V177H182V175H180L179 177H178V179H176ZM239 177H240V174L238 175V179H239ZM246 177V176H245ZM245 177H243V178H245ZM253 177V176H252ZM259 177L257 178V179H255V181L251 178V176H250V179L251 180H253L254 181V183H256V182H261V180H259L258 181V179H259ZM205 178V177H204ZM218 178V177H217ZM220 178V177H219ZM224 178V177H223ZM226 178V177H225ZM235 178V177H234ZM242 178V176H241V180L243 179ZM261 178V177H260ZM262 178H264V177H262ZM221 179V178H220ZM220 179H218V183H217V185L218 184H220L219 183V180ZM228 179V178H227ZM227 179H224V182H225V180L228 182L229 181V179L227 180ZM247 179H245V181L247 180ZM124 179H122V181H123ZM128 180H130V179H128ZM206 180V179H205ZM221 180H223V179H221ZM230 180H233V178L232 179H230ZM236 180V179H235ZM234 180V181H235ZM263 180V179H262ZM134 181V182H133ZM178 181H176L177 183H178ZM181 182H180V184H181V186H182V184L183 183H186L187 185L186 186H184V187H186V190H188L187 189V186H188V184L190 183V181H188V179H186V181L187 182H183L182 180H180ZM201 181H204V179L203 180H201ZM210 181V180H209ZM233 181V183L234 184H236L235 186L233 185V183H231L232 185V187L234 186V187H238V186H242V183H240V181H238L239 183H238V186H237V183L236 182H234ZM127 182V181H126ZM176 182H175V184L174 185H176ZM183 182V183H182ZM189 182V183H188ZM195 182V181H194ZM205 182V181H204ZM232 182V181H231ZM244 182V181H243ZM259 182V184L260 185H262L263 186V184L262 183H260ZM264 182V181H263ZM122 183V182H121ZM193 183V182H192ZM221 183H222V181H221ZM126 184H128V183H126ZM205 184V183H204ZM203 184V185H204ZM223 184V183H222ZM222 184H220L219 186H221ZM225 184H226V186H225ZM223 186L225 187V188H223V189H227L228 188V192L230 191L229 189H233L232 190V192L230 191L229 193H233V195L235 194H237V192H239V189H240V191H243L242 189H244L245 190V192H249L247 189H246V185L250 188L251 186V184L250 185H248L249 184V182L247 183L246 182V184H245V182H244V184H245V186H244V184H243V186H242V188L241 187H239V188H230V186L228 185L229 183H225ZM240 184V185H239ZM125 185V186H124ZM191 185H193V184H191ZM191 185H189V186H191ZM228 185V186H227ZM177 187L179 186V183H178V185H176ZM175 186V187H176ZM188 186V188H190ZM204 186H208V185H204ZM222 186V187H223ZM176 187V188H177ZM247 187V188H248ZM261 187V186H260ZM179 188H181V187H179ZM202 188V187H201ZM263 188H264V186H263ZM182 189V188H181ZM220 189V188H219ZM223 189L221 188V191H219V193L217 194V196L220 194V196L221 195H227L228 194V192L226 191H223ZM238 190V191H236V190ZM178 190V189H177ZM184 190V189H183ZM182 190V191H183ZM200 190V189H199ZM198 190V191H199ZM204 190V189H203ZM247 190V191H246ZM188 191H190V190H188ZM187 191V192H188ZM234 191H235V193H234ZM261 191H263V189H261ZM177 192V191H176ZM184 192V191H183ZM183 192H181L183 195H185ZM191 192V191H190ZM200 192H202L201 190H200ZM200 192H199V195H200ZM206 192V191H205ZM223 192H224V194H223ZM244 192V191H243ZM242 192V193H243ZM245 192L243 193V194H245ZM264 192V191H263ZM171 193V194H170ZM181 193H179L180 195H182ZM222 193V194H221ZM241 193V194H242ZM188 195H189V192L187 193ZM240 193L238 194V195H241ZM247 195H248V193H246ZM264 194V193H263ZM262 194V195H263ZM179 195V196H180ZM204 195H206V194H204V192H203V195L202 196H204ZM209 195V194H208ZM207 195V196H208ZM230 195V194H229ZM228 195V197L226 196V198L225 197H223V196H221V197H223L224 198V200L226 199V200H228V199H231V200H229V201H226V203L227 202H235L236 201V204H234V205H232V207L233 206H235V207H237L238 205H239V207H240V204H241V209L245 212L246 211V208H248L249 209V207H250V205L249 206H244V204L243 203H245V202H243V201H246V200H244V199H248V201H247V203L250 201L249 200V197L251 198L252 196L250 195V192H249V197L248 196H246V197H248V198H243L242 197V195L240 196L242 199H241V202H240V200H238L240 203H238V201L237 200H233V199H235L236 197H234L233 195H231V196H229ZM253 195V194H252ZM174 196H176V195H174ZM191 196H192V198H194L193 196H194V193H193V195H192V192H191V195H190V198H188V200H190V199H192L191 198ZM201 195H200V199H202L201 197H202ZM220 196H218V197H216L217 198V201L215 200V199H213V197L211 198L212 199V201L213 200H215L214 201V203H216L218 206L220 205L221 206V203H222V201L223 200H221V203L219 202L220 200H218L219 198H221ZM254 196V195H253ZM160 197H158L159 198V200H160ZM187 196L185 195V198H186ZM189 197V196H188ZM205 198H206V196H204ZM208 197H211V196H208ZM229 197H231V198H229ZM232 197H234V198H232ZM262 197V196H261ZM157 198V199H158ZM175 198H177V197H175ZM181 198V197H180ZM182 198H183V196H182ZM181 198V199H182ZM184 198V199H185ZM196 198V197H195ZM228 198V199H227ZM263 198H264V195H263ZM262 198V199H263ZM180 199V200H181ZM184 199H182V200H184ZM197 199V198H196ZM204 199V198H203ZM210 199V198H209ZM209 199H204V200H208V202H210L211 201V199L209 200ZM237 199H240L239 198V196L237 197ZM187 200V199H186ZM188 200H187V202H188ZM204 200L203 201H201V202H204ZM253 200V199H252ZM107 201H109L110 202V205H111V203L114 205H112V208L114 209V210H112V208H108V205L109 204H107V203H109V202H107ZM157 201V200H156ZM160 201H162V199L160 200ZM173 201H174V199H173ZM176 201V200H175ZM185 201V200H184ZM183 201V202H184ZM193 201H196L195 199L193 200ZM193 201H191L190 203H197V202H193ZM158 202V201H157ZM156 202V203H157ZM163 202V201H162ZM181 202V201H180ZM187 202H184V203H187ZM199 202V201H198ZM206 203H207V201H205ZM143 203V204H144ZM172 203H174V202H172ZM184 203H180L179 204V202L177 203L176 202V204H178V207H177V210L180 208V211L182 212L183 211V213L182 214H184V209L185 210H187V208L185 207V204ZM190 203H188V205H190ZM206 203H205V205H203L204 207L206 206ZM213 203V202H212ZM213 203V204H214ZM218 203H220V204H218ZM223 203H225V202H223ZM222 203V204H223ZM250 203H252V201L250 202ZM142 204V205H143ZM158 204H160V202L159 203H157V205ZM163 204V206H164V202L162 203ZM167 204V203H166ZM176 204L174 205V204H171L170 203V206H174V207H172V208H176L175 206H176ZM184 204V207H182V205ZM191 204V205H192ZM200 204V203H199ZM209 204H211V203H209ZM209 204H207V205H209ZM213 204H211V206H214ZM231 204H233V203H230V205ZM243 204V205H242ZM121 205H123V207L121 208L120 206ZM181 205V207L182 208H184V209H182L181 210V207H179ZM195 205V204H194ZM228 205L229 204H226V206L228 207ZM247 205V204H246ZM116 206V210H115V207ZM151 206V205H150ZM149 205H147V206H144L146 209H144V210H147V208L148 207H150ZM162 206V207H163ZM202 206V207H203ZM210 205H209V207H211ZM217 206V207H218ZM219 206V207H220ZM222 206H224L225 207V204L224 205H222ZM221 206V207H222ZM242 206H244V208H242ZM143 207V206H142ZM167 207V206H166ZM188 207V206H187ZM190 208H192V206H189ZM197 204H196V206H194L193 207V209H196V211L195 210H193V209H190V212L191 211H195V212H191V213H194V215L195 214H197V216H198V212H199V209L197 210ZM204 207L202 208V209H204ZM208 207V206H207ZM205 208V213L206 212H208V213H210L209 211H206V209L207 210H209L208 208ZM214 207H216V205L214 206ZM214 207L212 208V209H210V211H212L211 213H210V217H212V216H214L213 215V211H214ZM219 207L217 208V210H216V208H215V211H218V213L217 214H219V212L221 213V211H223V209H220V210H218L219 209ZM223 207V208H224ZM229 207H231V206H229ZM229 207L228 208H226L228 211V213H229ZM231 207V208H232ZM235 207H233L232 209H235ZM246 207V208H245ZM167 208H169V207H167ZM171 208V209H172ZM199 208V207H198ZM225 208H224V211H225ZM149 209V208H148ZM170 209V211L171 212H173L172 210ZM201 209V208H200ZM231 209V212L230 213H232V210ZM236 209H238V208H236ZM235 209V210H236ZM240 209V210H241ZM245 209V210H244ZM247 209V210H248ZM167 210H169V209H167ZM234 210V211H235ZM239 210V211H240ZM114 211H116V212H114ZM203 211V210H202ZM233 211V212H234ZM237 212H238V210H236ZM146 212V211H145ZM174 212H179V211H176V209H175V211ZM185 212H187V211H185ZM204 212V211H203ZM202 212V213H203ZM242 212V211H241ZM143 213V212H142ZM153 213V214H154ZM158 213V212H157ZM159 213H161L162 214V210L161 211H159ZM164 213H165V211H164ZM201 213V211L199 212V214ZM222 213H225L226 215H228L226 212H222ZM243 213V212H242ZM246 213V212H245ZM248 213V212H247ZM159 215V216H163V215ZM169 214H171V213H169ZM179 214V213H178ZM177 214V215H178ZM181 214V213H180ZM186 214V213H185ZM184 214V215H185ZM224 214V216H226ZM142 216V218H141V216ZM165 215V214H164ZM167 215V214H166ZM186 215H188V214H186ZM192 215V214H191ZM190 215V216H191ZM201 215V214H200ZM200 215L198 216V218H196V219H200ZM230 215V214H229ZM242 215H245L244 213L242 214ZM152 216H154V215H152ZM180 216V215H179ZM196 216V215H195ZM208 216V215H207ZM217 216H219V215H216L215 217L218 219V217ZM221 216V215H220ZM223 216V215H222ZM150 217V216H149ZM165 217V216H164ZM163 217V218H164ZM167 217V219H169L168 217L169 216H166ZM182 217H184L183 215H182ZM186 217V216H185ZM201 217L204 219V218H206V214H205V217H204V215L202 214L201 215ZM209 217V218H210ZM227 218H229V216H226ZM242 217H244V216H242ZM159 218H161V217H159ZM162 218V219H163ZM179 218V217H178ZM181 218V217H180ZM188 218H189V216H188ZM192 218V217H191ZM191 218H190V222L192 221L191 220ZM195 218V217H194ZM209 218H206V219H204V220H206V223H204V224H201V222L203 223V221H201V222H198L197 221V223H200L199 225H201V228L200 229H204L203 227H202V225L204 226L205 224L207 225L208 223H207V219H208V222H209ZM216 218H214V217H212V220L213 219H216ZM225 218V217H224ZM148 219V218H147ZM165 219V218H164ZM164 219L162 220L163 222H164ZM182 219V218H181ZM216 219V221H220V219H218L217 220ZM179 221H180V219H178ZM177 220V221H178ZM183 220V219H182ZM181 220V221H182ZM187 220V219H186ZM200 220H202V219H200ZM210 220H211V218H210ZM148 221L149 220H147V223H148ZM160 221V220H159ZM166 221V220H165ZM180 221V222H181ZM195 221L196 220H194L193 222L195 223ZM215 220H213V221H210L209 222V226L211 227L212 226V224H210L211 222H216ZM222 221V220H221ZM220 221V222H221ZM161 222V221H160ZM171 222V221H170ZM219 222V223H220ZM174 223V222H173ZM176 223H178V222H176ZM181 223H183V222H181ZM222 223V222H221ZM172 224V223H171ZM185 223H183V224H181V225H183V227L185 226L184 225ZM215 224V223H214ZM217 225L215 226V228L218 226V229H219V226H222V224H223V226H225L224 225V223H222L221 225H219L218 224V222L216 223ZM162 225H163V223H162ZM174 225V224H173ZM180 225V224H179ZM178 225V226H179ZM198 225V224H197ZM199 225H198V227H199ZM205 225V226H206ZM186 226H188V224H186ZM192 226V225H191ZM204 226V227H205ZM208 226V225H207ZM207 226H206V228H207ZM164 227H166V224H165V226ZM174 227V226H173ZM176 227V226H175ZM174 227V228H175ZM190 227V226H189ZM209 227V228H210ZM214 227V226H213ZM179 228H181V227H179ZM187 228V227H186ZM194 228V227H193ZM171 229V228H170ZM183 229V228H182ZM196 229H198L197 227H196ZM199 229V230H200ZM212 229V228H211ZM211 229H209L208 230V228H207V231H209V234H211L210 236H212L213 235V238L214 239H216V240H214V241H217V238H220L219 237V235H218V237H214V235L216 234L217 235V233L216 232H214L215 230L218 232V230L217 229H214V231L213 230H211ZM222 229V228H221ZM250 229V228H249ZM176 230H177V228H176ZM186 230V229H185ZM187 230H188V228H187ZM226 229H222V231H225ZM179 231H181V229L179 230ZM183 231V230H182ZM191 231V233H192V230H189L188 232H190ZM196 231V230H195ZM198 231V230H197ZM203 231V230H202ZM210 231H213L212 233L210 232ZM221 231V230H220ZM188 232H186V233H188ZM199 232V231H198ZM204 232H206L205 230H204ZM181 233V232H180ZM195 232H193L192 234H194ZM200 233V232H199ZM203 233V232H202ZM202 233L201 234H198V235H202ZM215 233V234H214ZM220 235H221V233L220 232H218ZM223 233V232H222ZM179 234V232L177 233V235ZM183 234V233H182ZM182 234H181V237L183 238V237H189V235L187 234V236H182ZM184 234H185V232H184ZM196 234V233H195ZM194 234V235H195ZM207 234V233H206ZM205 234V235H206ZM208 234V235H209ZM176 235V237H178ZM193 235V236H194ZM180 236V235H179ZM193 236H191V237H193ZM203 236H204V233H203ZM202 236V237H203ZM238 236V235H237ZM236 236V237H237ZM196 237H197V235H196ZM195 237V238H196ZM202 237H199V238H202ZM205 237V236H204ZM203 237V238H204ZM206 237H208V236H206ZM223 236L221 235V238H222ZM241 234H240V238L239 239H237V240H235V242L236 241H238L239 243H240V239H241ZM245 237V238H244ZM181 238V239H182ZM198 238V239H199ZM209 238V237H208ZM211 238V237H210ZM221 238L219 239V241L221 240ZM233 238V237H232ZM170 239L172 240H174V241H171L172 243H169V241H170ZM185 239V238H184ZM184 239H182L183 241H185ZM187 239H189V238H187ZM198 239H197V241H198ZM205 239V238H204ZM234 239V238H233ZM243 244H244V241H246L247 239H250L248 236L246 237L245 235H243ZM178 240V239H177ZM180 240V239H179ZM190 240H192V238H190ZM196 240V239H195ZM195 240H193V241H195ZM203 240V239H202ZM210 240H212V238L210 239ZM251 240V239H250ZM250 240H248V241H250ZM187 241V240H186ZM205 241H206V239H205ZM205 241H200L198 244H195L194 242H192V241H190V243H188V244H190V246L192 245L191 243H194L195 245H200V243H203V242H205ZM221 241H224L223 240V238H222V240ZM231 241V240H230ZM229 241V242H230ZM234 241V240H233ZM177 242V241H176ZM175 242V243H176ZM181 243H182V241H180ZM180 242H178V244L180 243ZM207 242V241H206ZM210 242V241H209ZM235 242H232L234 245H237V244H235ZM247 242V241H246ZM180 243V244H181ZM211 243V242H210ZM209 243V244H210ZM216 243V242H215ZM217 243H218V241H217ZM220 243V242H219ZM228 243V242H227ZM237 243V242H236ZM239 243H238V245H239ZM247 243H250V242H247ZM247 243H245V246L244 247H246V244ZM144 244V247H142V245ZM182 244H184V242L182 243ZM181 244V246L180 247H182L183 245ZM188 244H186V246H188ZM194 244H193V246H194ZM208 244V243H207ZM206 244V245H207ZM251 244H252V242H251ZM172 245H174V244H172ZM172 245H170V246H172ZM175 245H177V244H175ZM202 245V244H201ZM200 245V246H201ZM205 245V244H204ZM203 245V246H204ZM210 245H213V244H210ZM209 245V246H210ZM217 245V244H216ZM219 245V244H218ZM218 245H217V247H218ZM240 245H241V243H240ZM239 245V246H240ZM156 246H158L157 248H156ZM169 246V247H170ZM209 246H206V247H209ZM227 246H230L229 244H227ZM232 246V245H231ZM230 246V247H231ZM248 246H250L249 244H248ZM247 246V247H248ZM176 247H178V246H176ZM198 247V246H197ZM216 247V248H217ZM235 247H237V246H234V248L233 249H235ZM246 247V248H247ZM171 249H172V247H170ZM179 248V247H178ZM186 248V247H185ZM184 247H182V250H184L185 249ZM188 248H189V246H188ZM193 248V249H192ZM191 248V250L190 251H192V250H195L194 249V247H192ZM201 249H203L202 247H200ZM205 248V247H204ZM213 250H214V247H211ZM211 248H208V249H210L211 251H212V249ZM215 248V249H216ZM228 248V247H227ZM232 248H230L229 249V251L230 250H232ZM240 248H242L243 249V247H240ZM245 248V249H246ZM155 249H157V254L155 255ZM169 249V248H168ZM171 249H169L168 250V253L169 254H171ZM174 249V248H173ZM173 249H172V252H174L175 254H172V255H174L173 257H175V255L177 254L175 251H177V248L175 249V251H173ZM190 249V248H189ZM207 248H205V251L206 250H208ZM218 249H220V248H217L216 249V252H217V250ZM238 249H239V247H238ZM242 249H241V251H242ZM245 249H243V251H245ZM248 249H249V247H248ZM179 250V249H178ZM198 250V249H197ZM210 250H208L209 252H207V253H210L211 251ZM185 251V250H184ZM187 251V250H186ZM186 251L185 252H183L184 254H187V253H190V252H187L186 253ZM189 251V250H188ZM221 251V250H220ZM219 250H218V255L221 253ZM226 251V250H225ZM229 251H227V253L229 252ZM235 251H236V253L237 252H239L240 250H236L235 249ZM240 251V253H241V255L240 256H242V253L243 254H245L243 251L241 252ZM246 251H247V249H246ZM249 251H250V249H249ZM249 251H248V253H249ZM259 250H257L256 252L258 253V255L260 254V253H262V252H258ZM179 252H180V250H179ZM198 252H200V251H197L196 252V254L197 255H195V254H191L192 256L193 255H195V257L197 256L198 257ZM213 252V251H212ZM183 253L181 254V252H180V254L181 255H183ZM192 253V252H191ZM193 253H195V252H193ZM201 253H203V252H201ZM213 253H215V252H213ZM226 253V254H227ZM230 253V252H229ZM228 253V254H229ZM232 253V252H231ZM233 253H235L234 251H233ZM232 253V256L233 255H235V254H233ZM248 253H246L244 256L246 257V255L248 254ZM251 253V252H250ZM200 254V253H199ZM211 254V253H210ZM209 254V255H210ZM253 253H251V255H252ZM255 254V253H254ZM166 255H167V252H166ZM171 255V256H172ZM178 255H179V253H178ZM181 255H179V256H181ZM208 255V254H207ZM208 255V256H209ZM213 256H212V258H216V260H215V262L217 263V261L218 260H220L221 258H218V260H217V257H219L218 255H216L217 257H214L215 255L214 254H212ZM221 255H222V253H221ZM251 255L249 254V257H251ZM257 255V254H256ZM255 255V256H256ZM261 256L262 255H264V250H263V253L262 254H260ZM170 255L168 256V257H171ZM222 256H224V255H222ZM228 256V255H227ZM239 256V257H240ZM243 256V257H244ZM253 257H255L254 255H252ZM164 257H166V256H164ZM172 257V260L173 259H175V258H173ZM201 257V256H200ZM200 257H198V259L200 258ZM210 257V256H209ZM225 257V256H224ZM223 257V259H221V261L222 260H225V261H227L228 260V257H227V260H226V258H224ZM235 257V259L237 258L236 256H234ZM238 257V258H239ZM257 257V256H256ZM263 257V256H262ZM262 257H260V258H262ZM128 258H132V260H128ZM163 258V257H162ZM186 259L187 261H188V258H191V259H189V260H193L192 259V257L190 256H188V258H186V256H182V259ZM203 258V255H202V257H201V259ZM205 258H206V254H205ZM247 258H248V255H247ZM246 258V260L244 259V261H248L249 263L251 262L250 260H251V258H250V260H248ZM259 258V261H257V263H259L260 261V263L259 264H264V257H263V259H260ZM157 259H158V257H157ZM171 258H167V260H170ZM180 259V260H179ZM184 259H183V261H184ZM195 259V258H194ZM197 259V258H196ZM197 259V260H198ZM208 261L209 260H212L211 258H209L208 259V257L206 258ZM229 259H230V257H229ZM234 259V261H237V259L235 260ZM256 259V258H255ZM255 259L254 258H252V260H254V262H255ZM166 260V259H165ZM171 260V261H172ZM177 260L178 261H181V258H177ZM177 260L175 261V263L177 262ZM194 261V263L196 262V263H198L199 264V262L198 261ZM206 260V262H208ZM214 260H213V264H214ZM258 260V259H257ZM155 261H156V264H158V263H160V262H158L156 259H155ZM154 261V262H155ZM170 261V262H171ZM202 261V260H201ZM231 261V260H230ZM244 261H241V262H244ZM158 262V263H157ZM165 262V261H164ZM167 262V261H166ZM165 262V263H166ZM182 262V261H181ZM190 261H188V263H189ZM205 261L202 263V262H200V263H202V264H205L206 263ZM223 262V261H222ZM240 261L238 260V263H239ZM241 262L239 263V264H241ZM253 261L251 262V263H254ZM263 262V263H262ZM132 263V262H131ZM146 263H144V264H146ZM174 263V264H175ZM180 263V262H179ZM187 263V264H188ZM191 264H193L192 263V261L190 262ZM211 263H212V261H211ZM210 263V264H211ZM215 263V264H216ZM221 262H219V263H217V264H220ZM225 263V262H224ZM236 263V262H235ZM235 263H233V264H235ZM237 263V264H238ZM245 264H247L246 262H244ZM243 263V264H244ZM248 263V264H249ZM256 263V264H257ZM155 264V263H154ZM169 264V263H168ZM173 264V263H172ZM183 264H184V262H183ZM209 264V263H208ZM223 264V263H222ZM227 264H228V262H227ZM230 264V263H229Z\"/></svg>","mask_w":264,"mask_h":264}]
</instances>
